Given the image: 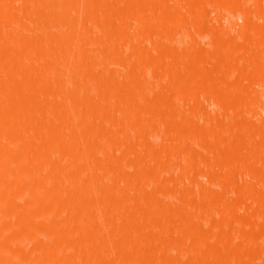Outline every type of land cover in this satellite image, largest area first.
Masks as SVG:
<instances>
[{
	"label": "rangeland",
	"instance_id": "1",
	"mask_svg": "<svg viewBox=\"0 0 264 264\" xmlns=\"http://www.w3.org/2000/svg\"><path fill=\"white\" fill-rule=\"evenodd\" d=\"M94 1L95 2H100V1L105 2V0H98V1L94 0ZM107 1L108 2H113V4L119 6V8H120L118 11H116L115 13L112 14V16H114L113 17L114 18L113 19L114 20V24H113L114 26L113 27L115 28V30L117 28H119L118 25H116V24H118L116 21L119 20V19H121L120 21H118V22H120L119 23V26H120V28L121 27L125 28L126 26L125 25L121 26V23H123L122 21L124 19H126V17H124V15H128V10H126V9L125 10H121V8L124 6V4H121V0H114V1L107 0ZM123 1L125 2V1H128V0H123ZM132 1H133L132 3H137L138 2V4L139 3L141 4L144 1L146 3H143V4L148 5V4H150L149 2H151L152 0H150V1H148V0L141 1L140 0V2H139V0H136L137 2L135 0H132ZM159 1L162 2L161 0H159ZM159 1L156 0V2L158 4H159ZM163 1H165V2L164 3L162 2V4L165 5V6H168V7H166L168 10L165 9V8L163 9V7H162L161 4H159L160 7L158 6V4H156V6L158 7L157 10H156V8H154L155 10H151L152 9V7H151L152 4H153L152 6L156 7L154 5V3H156V2L152 1V4L148 5V8H147L151 12L149 10H148L149 12H146L147 10L143 12V18L144 19L145 18H148V21H149V22H146L145 21V24L146 23L148 24V25L146 24L145 26H149L150 20H151V24L149 26L150 28L143 26V28H144L145 32L147 33V35L144 34L145 33L144 30H143V32L141 34V32H140V31H142L141 30V28H142L141 25H143V24L138 23V20H136L135 19V16L133 15L134 17H132V19H131L133 21L131 22V20L129 19L128 21H130V22L127 25L128 28L126 27V31L130 30V28L132 29V27H133V29L130 30V32H129L131 34L127 38L128 40L125 41V42H123L122 40H118V39H121V38H119V36L117 37L116 36V33H114L115 35L113 33L111 34V35H114L116 37L110 36V33H109L108 34V37H106V39L103 38V40H105V41L106 40L107 41L110 40L109 42H107V43H109L108 45H106L107 48L106 47L105 48L103 47L104 44H106L105 41L101 40L102 39L101 37H98V36H101L102 34L104 35L103 32L106 30V29H103L104 28L103 27L104 25L101 24L102 25V27H101L100 24H97V25H99V27H98L97 25H95V23L93 21H87L88 23H86V25L88 26V24H89L88 27L89 28L91 27L92 30H93V31H91V30H89V31H91L92 34L96 33V34L93 35V40H91V41H93L94 43H96L97 42L96 41L97 38H100V43L99 44L97 43V45H99L100 48H101V45H103L102 46L103 48H101V49L107 50L106 52H108V53L111 51L110 53L114 55L115 52L112 50V48H111L112 46L111 45H113V48H114L115 51H117L116 46L118 45L117 46L118 47V51L116 52L117 55H114L115 57L113 56V58H117L115 60L118 61V62L115 64V62H113V59L111 58V60H109V63H111V64H109L108 61H107L106 63H107L108 66H106V65L103 64L104 67H103V65L100 66V67L102 68L101 69L102 71H104V69L106 70V67L109 68V71H111V72H114V70H115V72L117 71L116 74H118L117 77L120 80L117 81V82H115V83L105 82L106 84L105 83L102 84V86H103L102 87L103 88L102 90L104 92L108 91V92L105 93L107 95V100L104 101V102H100L101 103L100 105H102V103H103V106L98 105L96 107H100V108L102 107L103 109L104 108L105 109L106 108L107 109H110V108L112 109V106H114V109L116 111L114 109H112L115 114L113 112L112 113L118 118L117 121H119V122L122 121V122H121V124L118 122V125L116 124L117 126L116 125L115 126H111L109 124V121H106L107 120L106 119L107 117L104 118V121H103V118H102V120H100L101 117H99V118L96 117L97 114H95L94 116L91 115L92 117L89 116L88 123L91 121L90 118H94V119H92L93 122L91 121V124L90 123L89 124L92 125V126L97 125L96 126L97 127V129H96L97 132L99 130H102V132L104 131L106 134L107 133L108 134L110 133L109 134L110 136L108 135V137H110V138L107 139V141L109 140L108 141L109 143H106L107 142V141H105L106 137L104 138V136H101L100 140L95 139V138H92V137L91 138L89 137L90 138V141H89V138H85V139L82 138V140H80L79 139L80 137L79 138L75 137V138H77L76 140H73V141L72 140H69L70 142H68V144L71 143V144H73V146L72 147H69V145L67 144L68 146H65V147L70 148V149L67 148V150H69L70 153H71V151H73L74 153L73 152L72 153L73 154H76V155H74V157H75L77 155H80V154L84 153L87 150V148L88 147L90 148V145L92 146V144H93V147L96 145V147H98L97 149L98 150L100 149V151H102V152H103V149H105V151L106 152H109V153L111 151H113V153H110L112 157L110 156L109 153L107 154L104 151V155L108 156V157L105 156L106 159H104V161L105 160L108 161V159L110 158L109 159V164L112 163V162H113L112 164L117 163V162L114 163V161H111V160L115 159L114 157H116V155H117V157H116L117 160L118 159L119 160H123V162L121 161V164H124L125 165V163H126V165H127V164L130 163L133 167L130 164L128 166L125 165L126 167L124 166L125 168L123 167L124 169L122 168L123 170L122 171L120 170L119 172H118L117 169H115L114 171H112L111 170L112 167L109 169V166L107 165V168H105L106 171H104L105 169L99 168V170H101V169L103 170V171H99L100 173L97 172L98 171V168L96 166H94V167L97 168V170L94 169V167L92 166L93 163L92 164L90 163L91 161L90 162L84 161L83 163H85V164H83V165L81 164V165L82 166H87L86 168H88V170L90 171V173L92 171H94L93 172L94 174H95V172H97L101 176H105L106 173L108 174L111 171L110 172L111 174L109 173L108 175L109 176L111 175L113 177V186L112 187H114V188L112 190L113 191L112 194H114V191L115 190H116L115 191V194H117V193L119 194V192H117V191H122V193H123V191H125L123 194H126L127 193L128 194L127 196H128L129 199H131L133 197L132 198V199H134L133 200V203L134 202L135 203L137 202L139 205L142 206V207L140 206L141 208L139 207L137 210L135 208H133L132 209L133 211L130 210V209L127 211L125 209V207L123 208V205L120 206V207H118L117 208V211L113 210V209H116L115 207L114 208L109 207L110 209H108L109 212L107 213V210H105L107 208H105V209L102 208V207H104V205H101L99 203L100 201H102L101 200L102 198H100L102 195L101 194H100V196H98V194L97 195L96 194L95 195L94 194L92 195V197H91V199L93 198V204L92 205L95 208L91 205L90 207L87 208L89 212L87 210L86 211L88 213H90V211L92 210L94 212V214H95L94 217H93V219L95 217L98 220L102 218V219L105 220V223L102 222V219H101V220H99V222H100V224L101 223H103V224L98 225L99 223H97L98 220L96 218L93 221H91L92 218H91V220L89 219V221L92 222L94 226L96 225L95 223H97V225H96L97 226V232H98V234H100V235H98L96 233L95 236H92L89 240H87L88 243L86 242L87 245H88V247L90 249H91V247L92 248L94 247L93 249H91L93 253L88 254L89 257L92 256L91 258L93 259L94 258V255H96L95 256V259L91 260L92 261L91 263H93V264H103V263L106 264L105 263V260H103V259L105 257V254H109L110 253L109 251H111L112 254L116 258L113 255L112 256L109 255L110 257L108 255H106L105 258L109 257V260L111 258V260L115 261V262L112 261L113 263L122 264L125 261L124 262L125 264H127V263L128 264L129 263L133 264V262L132 261L130 262L129 261V258L127 257V256H129L128 254H130L132 252V251L130 252V249L129 248L134 247L135 251H136V249H138V251H139V249L142 251V249L140 247L143 246V245H141V242L143 244L144 240H146L144 238L145 237V234L147 236L146 238H148V235L150 234L149 236H151V233H152V236L153 235L156 236V234H157V236H156L157 238L154 236V238H156L155 239V242H153L151 240L152 241L151 247H153V250L154 251L151 250V249H149V251H148V250L144 249V246L142 247L144 249L142 251V257H143V252H144V257L143 258H146L147 259V261H146L147 263L148 262L150 263L152 261L150 264H202V263H200L202 261V259H204V260L207 259V262H209L208 264H210L211 262L214 261V259H213V257H212V259L209 257L211 254H208L209 252H208L207 248L209 249V248H211L214 245L220 247V248L217 249V252H218L217 255L218 254L221 255V256L219 255L221 257V259L219 257V260L220 261L217 260L214 257L215 258V261L216 260L218 261L217 263H221V261H225V262L232 261V262H234L235 261L234 259H236L235 263H232V264H237L238 261H239L238 262L239 264H240V261H243L245 263L247 261L248 264H250L249 260H251V261L253 260L251 262L252 264L254 262H255V264H258V263L264 264V256H263L264 255V237H263V235H264V213H263V215L261 213L264 210H261V209L259 210V207L257 206V205L260 206L259 203H261V201H262V200H260V198L264 197V177H263V179H261L262 177H259L260 178V180H259V179H257L258 178L257 175H255V174H258L260 172V170L262 171L264 169V168L262 169V167L264 166V165L262 166V164H264V161L261 162V159L264 160V143H262V140H261L262 137H260V135H263L262 133L264 132V125H263L264 123L262 124V122H264V81H263L264 78H261L263 80L260 81V79H259L260 77L259 78L254 77L255 80L254 79H251L250 80V81H252V80H254V81H252L251 83L247 82V86H245V88H249V91L247 89L245 91L246 92H249L248 93L249 96L251 94V96H250V97H252L251 99H250L249 96H248L249 98L246 96L248 94L245 95V92H243L242 95L240 94V98L239 99L245 101V102H243L241 104V106L245 103L244 104V106H245L244 109H246L248 111L244 110L243 108H240L239 107L240 104L237 106V109L235 108V110H237V112H238L239 110L243 109V110H241V112L243 111L244 113H241L239 111L240 114H238L239 112L237 113V112L232 111L234 108H232V109L229 108L230 110H228L227 107H229V105L231 103V98H228L227 95H226V97L228 99H230V101L227 100V99L224 100L225 96L224 97H221L222 99L217 97V96H219L218 92L220 93V91H218V89L221 90L222 86H225V87L227 86L226 87L227 90H225V91H227V93L230 91L229 87L230 88L231 87H235L234 85H232V86L230 85L231 83H233V82L236 81L235 78H234V75H235V77L237 79V77L239 75H244V73H243L244 71H245V73L247 75H249L248 73L251 72V70L253 69V67L250 64L251 62L248 63V61H247V56L248 55L251 56L252 51L255 49L254 47H253V50L250 49V48L246 50L248 52L247 53L248 54L247 56H246V54L245 55L243 54V56L240 55V57L237 58L238 57V54H236L234 52V49L232 47L233 46L232 44L231 45H227L226 43H225V45L222 44V43L228 41L229 40L228 38H232V40L234 42H236V43L237 42L242 43V40L244 39L243 36H245L244 34H247L248 33V31L246 30V28L243 26V19L241 17V14L239 13V10H236L237 8L236 9L234 8L235 5L239 4L238 2L243 3L244 1L247 2L248 0H241V1H239V0H222L223 3L221 1H219V0H206V3H204L205 2L204 0H190L192 2H189L188 0H163ZM200 1L203 2L204 4H202ZM225 1L226 2L227 1L228 2L229 1L230 2H234V6H232V3H230L231 5L229 3H225L224 4ZM124 2H122V3H124ZM83 3H84V0H82V3L81 4L86 9L87 6H86V4H83ZM132 3H130V4H132ZM30 5L32 6L33 4H30ZM227 5H228V7H227ZM262 5L264 6V0H262ZM133 6L136 7L137 4L131 5V7H133ZM84 8L83 7L82 8H80V7L77 8L78 11H80V14L81 15L83 13ZM253 8H254L252 10L254 12V13L252 12L253 22L256 23L258 27H259V25H263V27H264V18H263L264 15L261 14L260 12H259L260 13L259 14L258 11L255 9V7H253ZM163 11H165V12H163ZM71 12L73 14H76L77 11L74 13V11L71 10ZM117 12H118V15H116ZM120 12H122V13H120ZM151 13L153 14V16H152ZM78 14H79V12H78ZM116 16H118V17L120 16V17L118 18ZM146 16H148V17H146ZM32 17L34 18L33 15H32ZM25 22H26V25H28L27 24L28 23L27 20H25ZM29 22H30V27L25 26V29H24L23 33L24 32H26V33L27 32L28 33L30 32V33L35 34V33L38 32L37 30H39V31L42 30V29H40L41 25L36 24V23H33L34 21L32 22V18H30V21ZM34 25L37 26V27H34ZM129 25H131L132 27L131 26L129 27ZM31 26H33V27H31ZM135 26H138L137 27V30L138 31L135 30ZM31 28H33V29H31ZM37 28H39V29H37ZM147 28L149 30L151 29L152 32L150 33V31H147L148 30ZM30 29L32 30V32L31 31H27V30H30ZM166 29L169 30L167 32L170 33V34L167 33L166 35H164L165 34L164 33L165 31L163 32V30H166ZM117 30L115 32H117V35H118L119 34V31H117ZM134 30L137 32V34H135L133 32ZM246 31H247V33H246ZM4 32H7V31H4ZM138 32H140V33H138ZM154 32H156V33H154ZM3 34H5V37L8 38V36H9L8 33H3L2 32L1 37H3ZM33 34H30V35H33ZM94 36H97V38L94 37ZM147 36H148V38H147ZM103 37H105V36H103ZM108 38H111L112 40L111 39H108ZM3 39H4V37H3ZM225 39H228V40H225ZM222 40H223V42H222ZM260 40L263 41L264 40V37L261 36V39ZM101 41L104 42V43L102 44ZM229 42H230V40H229ZM93 44H92V46H94ZM133 44H134L135 47H137V51H136V49H134L135 51L134 50L131 51V49H132L131 47H134ZM137 44L140 45V46L142 45V47L144 46V48L147 51L145 50V52H144L143 51L144 48L139 47ZM97 45H95V47H97ZM222 45H224V46H222ZM43 46L47 48L49 46V43L44 42L43 43ZM230 46L232 48L231 49L232 51L229 49L230 52H228L227 47L229 48ZM262 46H264V45H262ZM262 46H261V49H262ZM90 47H91V44H90ZM224 48L227 49V50H225ZM121 49H123L124 52L125 51H128V52L130 51L128 54L133 53L132 56L130 55L131 58H130V56L127 57L128 55H126V58L124 59V61H122V62H121V60L119 61L118 60L120 58V56L118 55L119 54V51H120V53L123 52V51H121ZM236 49H237V47H236ZM255 50H257V49H255ZM196 51L198 53L197 54V59L199 61V64H196V65H199V66L197 67L194 63H191V64L193 66L195 65L196 68H199V67L201 68L202 66H204V67L201 68L202 70L199 68V71H198L199 74L196 71L197 69H194L195 67H193V69H192L191 68L192 65H190L191 56L192 55H196L195 54ZM138 52H141L140 53V56L142 54V56L144 55L146 57V58L145 57L143 58L141 56L142 59H145L144 62H146L147 59H149L147 61V63H144V62L141 63L138 60L140 57L138 59H136L137 56H139V53ZM232 52L234 54H236V56H234L236 58V60L233 57L234 58V61L236 62L237 59H239L238 60L239 62H237L238 64H235L234 63L236 65V67L233 66L234 64H230L229 63L230 66H232V68L231 67H228L230 70H227V71L228 72L230 71V72H233V73H230L229 72L231 74L230 75V74H228L226 72V74H227L225 76L226 78L225 77L223 78L222 76L221 77L223 79L218 78V80H220V82H218L215 79L213 80V78L215 76L217 77V74L216 73L218 71V69L216 70V67H213L212 66V65H215V62L217 60L216 58H218V60H222L223 59L225 61L227 54H229L230 57L227 56V58H229V59H226V60H229V61L231 60L232 61V59H231L232 58L231 57L232 55H230ZM236 52L238 53L237 50H236ZM240 53H243V52H240ZM220 55H222V56L219 57ZM54 56H57V55H54ZM248 59H251V57H248ZM33 60H36V62L33 61ZM37 60L38 59H36L35 57H34V59H30L29 64L31 63V61H32V63H35V64H32V66L31 65L30 66L31 67H34L35 65L36 66H39L38 63L39 62L41 63V60L39 62ZM136 60H138L141 64H144V67L146 65H149L150 66V67L149 66H146L145 67L146 69L145 68H142V69H145V70H143V73L144 74H142V76H143L144 79H147L148 80V82H149L148 85L146 87H144L145 89L142 90L143 92H141L140 94H138L139 96L138 95L137 96L135 95V101H136L137 104H127L123 100L122 101L116 100V98H113L114 99V101H113L112 97L111 96H108L109 95V92L112 91V90H114V88H116V86H119V88H116V89H120L121 87L124 88L126 85H129L128 83H130V80L129 79L127 80V78H129V76H127V74L129 73V70L132 69L131 68V66H132L131 63L132 62H133V65H134L133 68L134 67H137V66H135L137 64L136 63L137 62ZM150 60L152 61V63L153 62L156 63V61H157L156 65L152 66V64L149 63V62H151ZM71 61H73V60H71ZM129 61L131 63H129ZM261 62L263 63V64L262 63L261 64L264 67V58H263V56H262ZM113 63H114V65H113ZM155 63H153V64H155ZM147 67H149V68H147ZM188 68H190V69H188ZM214 68H215L216 71H214ZM233 68H236V69H233ZM206 69H207V71L209 73L208 72H205ZM219 69H221V68H219ZM109 71H106V72H109ZM145 71H146V73H145ZM210 72H212V73H210ZM49 74H51V73H49ZM49 74L48 73L47 74H44V77L46 75L49 77ZM51 75H54V74H51ZM184 75H186V76H184ZM212 75H214V76L210 78L209 76H212ZM197 76H199V77H197ZM50 77H52V76H50ZM184 77H186V79ZM247 77H249V76H247ZM85 78H86V80H88L87 77H85ZM207 78H210L211 80L210 79L208 80ZM257 79H258V81H256ZM212 82H213V85L214 84L219 85L221 83L218 87H220L221 85L222 86L220 88H218L217 86L216 87H213V86H211L212 85ZM119 83H121V85ZM248 83H249V85H248ZM130 84H132V83H130ZM235 84L239 88L240 85L238 84L237 81H236ZM89 85H90L89 86V89H92V93H93L92 95H96L95 92H97V95H98L99 94L98 91H96L95 90L96 88L92 86L94 84H91L90 83ZM91 86H92V88H91ZM210 86L212 88L210 90H206ZM135 87H136L135 85L134 86H131V89H133V91H136ZM58 89H55L56 92L50 91L51 93L49 94L48 98L49 99L52 98V100H53L54 96H56L55 94L58 92ZM212 89H215V90H212ZM222 89L224 90V87ZM231 89H233V88H231ZM192 90H195V92L197 93V94H194L195 96L192 95L194 93V91H192ZM235 90H237V89H235ZM205 91H206V93L207 92L208 93L209 92H213V93H211V95L212 94H216L217 96H214L215 98L213 99V95L210 96L209 94H206ZM215 92H217V93H215ZM90 93H91V91H90ZM232 93L230 92V94H232ZM234 93L236 94L238 92L235 91ZM154 95H156V96H154ZM244 95L246 97V100L244 99L245 98ZM145 96L146 97L147 96H151L152 99H150L149 97H147V98H149L148 100H150V101H148L145 98ZM192 96L194 98H192ZM229 96H231V95H229ZM156 97H157V99H156ZM195 97H197V100H196ZM216 97L220 101L219 100L217 101V98ZM16 98L18 99L19 96L17 95ZM16 98L15 97L12 98L13 99V107L11 108L12 109L11 112H14V110H15L17 113H19L20 116H18L17 113L14 112L16 114V117L14 118L15 120H17L18 117H19V119L22 117L23 120H26V118H28L27 116H30V118H32V115H35V114H37V115H35V117H40L41 116L40 113L38 114V113L35 112V114H33V113L31 114L28 111L25 112L26 110H28L26 108H25L26 110H24L23 108H22L23 110H20L21 109L20 107H19L20 109H18V107H16V105L14 106V104H15L14 101H15ZM19 99H21V98H19ZM19 99L17 101H19ZM49 99H47V100H49ZM247 99H248V101H247ZM17 101H15V102H17ZM186 101H188V102H186ZM246 101L249 102L251 105H248L249 103H247ZM146 102H148V104ZM164 102L166 104H162ZM189 102H192L193 103V107L195 108V110L193 108V111L194 112H192V110H191L192 108L191 109H188V108L185 109L187 107L186 104L192 105V103H189ZM216 102L217 103L218 102L219 103L220 102L221 103L222 102H225V103H224V105H222L220 103L222 105V107H219L220 104L218 103L219 104L218 105ZM113 103H115V104H113ZM124 103H125V105H124ZM167 103L171 104L172 106H175L174 108L177 107V109L175 111L172 110V109H170L169 107H167ZM155 104H157V105H155ZM227 104H229V105H227ZM68 105L70 107V104H68ZM146 105H148V106H146ZM185 105H186V107H185ZM126 106H130V107H126ZM155 106H156V108H155ZM164 106L167 107V109ZM223 106L226 107V108H224ZM71 107H72V105H71ZM125 107L127 109H129V111L127 110L126 113H125L126 114V117L123 116V115H121L122 114L121 113L122 110L123 109H126ZM251 107H252V109H251ZM100 108H99V110L101 111ZM151 108H153V110ZM178 108L181 109V112H179V113H177L178 112L177 111ZM17 109H18V111H17ZM95 109H97V108H95ZM165 109H166V111H165ZM225 109H227V110H225ZM99 110H95V112H98ZM104 111L105 110H103L102 112H104ZM172 111H174V112L171 113ZM143 112H147V113L149 112L153 116L150 114L151 117L149 116L150 117L149 118L148 117L149 113L148 114L146 113V116L149 118V119L147 118V120H146V118L143 117V116H145V113H143ZM249 112H250V114H249ZM99 113L100 112H98V114ZM112 113H111V115H113ZM160 113H161L162 116H160ZM28 114H30V115H28ZM171 114H172L173 117L171 116ZM207 114H209V115H207ZM25 115H27V116H25ZM73 115H71V116L68 115V117H71L72 119L71 118H69V119L72 120V121H74V123L77 124V122H79L77 120H80L82 116L79 117V115H77V114L74 115V116ZM118 115H119V117H118ZM133 115H135V117L137 118V120H139V119L142 120L143 119L144 122H142L140 120L138 122L135 121L136 118L133 119L132 118ZM14 116L15 115H13L11 113V116L8 119H13L12 117H14ZM207 116H209V117H207ZM256 116H258V117H256ZM64 117H62V118H64ZM30 118H28V119H30ZM73 118H74V120H73ZM77 118H80V119H77ZM154 118L156 120H153ZM239 118H240V120H239ZM247 118H249V119L252 118V119L249 121V120H247ZM22 119H20V120H22ZM87 119H88V117H87ZM98 119H99V121H98ZM234 119H235V123H237V122L239 123V121L241 122V123H239L240 126L237 125V124H235L238 127H235L234 126L232 128V125L234 123ZM58 120L59 121H57V122L60 125H62L64 123V121L63 122L61 121L62 119L61 120L58 119ZM94 120H95V123H94ZM108 120H109V118H108ZM168 120L170 121V123L168 122ZM232 120H233V122H232ZM260 120H261V122H260ZM0 121H2V120H0ZM5 121H3V122H5V123H7V122L13 123V120L12 121L11 120H5ZM117 121H116V123H117ZM131 121H134L135 122V125H137L138 123H141V124H139L141 126H139V125H138V127L137 126H133L134 124ZM245 121H247V122H245ZM253 121H254V123H251ZM3 122H1V124H4ZM61 122H62V124H61ZM150 122H152V123L154 122V123L152 124ZM65 123H67V120H65ZM142 123H143V125H146L147 126V127L145 126L147 128L146 129V132H145V130H143L145 128L142 127ZM171 123H172V125H171ZM243 123L245 124V126L243 125ZM246 123H247V126H246ZM248 123H251L252 126L249 125ZM150 124L152 126H150ZM173 124H175V125H173ZM230 124H232V125L231 126H228ZM5 125L6 124H4V126ZM8 125H6V126H8ZM12 125H14V124H11V126ZM248 125L251 126L249 129H248V127H249ZM261 125H263V126H261ZM99 126L100 127L102 126V128H100ZM120 126H121V128H120ZM122 126H123L124 129L122 128ZM131 126L135 127V129L133 130V127H131ZM193 126L195 128L197 127L198 129H200L199 130L200 133L201 132H204L203 130H206L207 132H204L205 133L204 135L202 133L200 134L199 131H198V129L196 128V130H197L196 131ZM256 126H259V127L261 126V127L259 128V127H256ZM0 127H2V126H0ZM63 127H65V129H66V124ZM108 127H110V128H108ZM118 127L120 128V131H119V128ZM130 127H131V129H130ZM177 127H178V129H177ZM211 127H212V130H215L220 135L223 132L221 130V128H223V127L226 128L225 129L226 131L224 130L225 132L222 133V135H221L222 138L220 140L219 139L218 140L215 139L214 138L215 137L214 135H213V138H212V136L210 134H213L215 132H213V131H211V129H209ZM59 128L62 129V127H60V126H59ZM139 128H140V130H139ZM202 128H205V129H202ZM219 128H220V130H219ZM106 129H108V131ZM114 129H116V130H114ZM191 129H194L195 132L193 133V130H191ZM231 129H232V132H231ZM127 130H128V132H126ZM142 130L144 131V133H142ZM247 130H249V132ZM260 130H262V132ZM45 131L46 130H44L43 133L39 132L40 134L37 132L36 135L37 136L40 135L39 137L41 138L42 136H44V134L46 135L47 132L45 133ZM68 131L66 129V132L67 133H69ZM115 131L118 132V133H120V134L115 135L114 137L111 136L112 133L115 132ZM208 131H209V133H208ZM102 132L99 131V133H102ZM235 133H238V134H235ZM106 134H105V136H106ZM207 134H208V136H206ZM23 135H25V137H23L21 135L20 140L18 141V143L17 142L15 143L16 145H13V146L12 145L11 146L10 145H3V146H1V148L3 149V151L4 150H5V152L9 151V153H11V152L13 153L14 151H18L19 146H22L23 144H25L28 141V140H26L27 134L24 133ZM74 135L75 134H73L72 136L74 137ZM101 135H104V134H101ZM120 135L121 136L123 135V136L122 137H118ZM47 136H45V137L48 138ZM72 136H71V139L73 138ZM85 136H87V135H85ZM199 136L200 137L202 136V137L200 138ZM39 137H38V139H39ZM115 137H117L119 139L116 140ZM233 138H236V139H233ZM258 138H260V140ZM36 139L37 138L35 136L34 137V140H36ZM141 139H143V140H141ZM114 140H115V142H114ZM36 141L37 142L39 141L40 143H37ZM36 141H33L32 140V143H30V140H29L27 143L28 144H31L34 150H40L39 147H42L44 149V147L42 146L43 144H41L43 142H41V140H36ZM45 141H47V140H45ZM101 142L104 145L102 144V146H101L100 145ZM34 143H36L37 145L39 144L40 146L38 145L39 147H35L36 144H34ZM115 143H119V145H117ZM17 144H19V145H17ZM113 144H115V145L113 146ZM153 144H154V146L156 148L155 147H152ZM213 144H215L216 146H213ZM46 145H48L47 142L45 143V146ZM98 145L101 146V147H99ZM144 145L149 146V148L152 147V148H155V149L152 150V153L151 154L149 152V155L148 156H144L145 158H140L139 156H137L136 157L137 159H136L135 156H134V158L131 159V161H130L129 155H132V154L134 155L135 153H137V151L139 153L140 150H142L141 153L143 151H146L145 149H147L148 147H146ZM233 145H235L234 146L235 148L233 147ZM238 145H239V147H238L239 150L236 149ZM111 146H113V148ZM13 147H14V149H13ZM222 147H224V149H226V150L229 149L228 151H230V149H231V152L236 149L237 151L236 150L235 151L237 152V154L234 156L236 158H234V157H231L230 158V156H231L230 153L231 152L228 153ZM142 148H145V149H142ZM187 148L189 150H191V151L194 150V152H192L194 154H192V155H194L195 157L192 156V157H190V159H187V156L186 155H183V154L186 153V151H188ZM218 148L221 149V150H218ZM233 148H234V150H232ZM9 149L11 150V152H10ZM222 149L225 152L222 151ZM109 150H111V151H109ZM169 150H172L173 151V152L171 151L172 153L170 152V154H171L170 156L172 158H170V156L167 157V159L166 158H163L164 157V153H166V151H169ZM69 151H67V155H68ZM217 151H220V152H217ZM102 152H100V153H102ZM14 153H17V152H14ZM55 153H57V152H55ZM61 153L62 152H60L59 154L62 155ZM226 153H227V155H226ZM73 154H71V155H73ZM224 154H225V157H224ZM55 155H58V153L57 154H54V156ZM67 155H66V152H65V155H62V157L63 158L64 157L65 158L68 157V158H66V160L69 159V158H71V157H69ZM158 155L160 157L162 155V157H161L162 159L161 160L166 159L165 162L164 161L163 162H160L161 160H159L160 157H158ZM216 155H218V156L216 157V159H214ZM237 155H239V156H237ZM247 155L250 156L249 157L250 159L252 157H255L256 161H254L252 163L253 158L250 161V159L248 158ZM124 156L125 157L128 156V157H126L127 158L126 160H124V158H125ZM226 156H227L228 159L230 158V159H234V160L228 161V159L226 160ZM31 157L32 156L30 155V158ZM58 157L59 156H55V160L57 162L59 161V159H61V158L58 159ZM119 157H124V158H119ZM219 157H221V158H219ZM222 158H224L225 160L222 159ZM140 159H143L144 162L142 160H140ZM214 160H217V161H214ZM61 161H59V163L62 164L63 166L61 165L62 166L61 168H57V169L55 168L57 171H53L54 169H52L49 172V173L52 172L51 175H49L51 178H49V176L46 175V180H48L50 182H53V181L57 180L56 177H58V180H59V178L63 174H64L63 175V179H64V177L67 178L66 176L69 174L68 171H70V169L72 168V163H70L71 167L69 166V168H67L68 167L67 165H69V164H67L68 161L67 162H64V160H63L64 164L65 165L67 164L66 165L67 167L65 168V165ZM70 161L71 160H69V162ZM161 163L163 164V166H160V165H162ZM255 163H257V165ZM5 164H7L8 166L11 165L10 162H6ZM79 164L80 163L77 164L78 167L81 166ZM90 164H91V166H90ZM182 164H183V166L185 165V169L187 170V172H186V170L184 171V167H182ZM252 164H255V165H253V167L254 166H257V167H254L253 168L252 167ZM246 166H248V168ZM118 167H120V166H118ZM135 168H137L139 170H135ZM127 169L130 170V173H132V174L134 173V174L132 175L130 173H124V171H126ZM247 169H249V170H247ZM254 169H255L256 172L255 173H251V175H249L250 172L251 171L253 172ZM64 170L66 171V173L64 172ZM129 170H127V171H129ZM134 170H135V172H134ZM258 170H259V172H258ZM116 171L118 172L117 174H116ZM137 172H139L138 173L139 176L137 175ZM225 172L228 173L227 175L229 176L227 179L230 178L229 179L230 180V186L223 185V186H226L227 188H224L223 186H221L222 185L221 180L224 178L223 176H225L224 175ZM112 173H113V175H112ZM216 173H218V174H216ZM124 174H130V177L127 179L128 181H125V179L124 180L122 179L123 178L122 176H124ZM169 174H171V175H169ZM36 175H38V172H36ZM212 175H215L216 178L214 176H212ZM218 175H220L222 179ZM254 175H255V177H253ZM166 176H168V177L166 178ZM133 177H134V179H133ZM210 177L211 178L214 177V179H211ZM142 178H143V180H142ZM164 178H166V179L172 178L171 180L170 179L168 180L171 183L168 184L169 186L167 185V186H164V187L161 188V187H159L158 184L160 183V181L162 183V181H163L162 179H164ZM173 179H174V181H176L178 183L175 184L174 181L172 182ZM157 182H159V183L157 184ZM125 183L128 184V186H127V184L125 185L126 187H128V189L126 187H124V184ZM141 183L145 184L147 186V188L146 189L143 188L144 190H142V191L140 190V192L138 193V192H136V191H138V188H139L137 186L142 185ZM172 183H174V184H172ZM156 185H158V186H156ZM244 186L245 187L248 186L246 188L247 191L245 190V187ZM140 187H144V185L143 186H140ZM185 187H188V188H185ZM202 187L204 188V191L209 187L210 190L208 189V191H205V192H208V194L204 193V191L202 190ZM169 189L170 190L172 189L173 191L171 190V193H169L170 192ZM223 189L227 193L225 191L223 192ZM237 189H239L240 191H238ZM131 190H132L133 193H131ZM186 190L188 192H186ZM254 190H257V191L260 192V196L257 195L259 192L258 193L255 192V195H256L255 197L256 198L259 197V200L257 198V200L259 201V203H257V201H255L256 199L254 197H252V195H254V193L252 191H254ZM143 191H145V192H143ZM249 191L252 192L253 194L250 193L251 194L250 195L248 193ZM261 192H263V193H261ZM220 193H223V194H220ZM246 193H247L248 196L246 195ZM120 194H121V192H120ZM203 194H206V195H203ZM123 196H125V195H123ZM219 196H221V198H219ZM156 197H157V201H159L160 199L162 200V199L165 198V201L166 202H169L170 201V203L169 204L168 203H164V204H161V205H159L157 207L153 205L152 207H149V208L148 207L147 208H143V205L144 204H142V203H148V202L149 203L150 202L152 203V201L156 200ZM219 199H220V202H219ZM222 199L225 200L224 203L226 205L223 204V200ZM226 200H228V201H226ZM96 202L98 203V205H97ZM94 203H96V204H94ZM189 203L191 205L190 206L189 205L187 206V204H189ZM194 203H195V205L192 207V205ZM256 203H257V205H256ZM169 205H170V207H168ZM255 205L257 206L258 209L257 208L254 209V207H256ZM263 205H264V201H263ZM1 207L3 208L4 206L2 205ZM177 207L182 208L181 210H183V209H187L188 210L189 209L188 214H186L184 216V218L182 219L181 225L180 224H177V226H174V224H170L168 222H167L168 223L167 224V223H165L167 220L165 222H161V220L164 218V216L166 214H167V216H168L169 213H172L173 214V211H175ZM261 207H262V209L264 208V206H261ZM122 208L124 209V213H123V209ZM103 209L106 212H103L104 211ZM119 209H122V211L120 210L121 211L120 212ZM111 210H112V212L115 213L114 216L112 215L113 213H111ZM253 210H256V211L253 212ZM257 210H259V211H257ZM50 213H51V216L52 217H54V215H56V214L57 215L60 214L59 217L62 219L63 222L66 221V225H68V226H66L64 224L66 226V229L70 231L69 234L73 233V231L75 232L74 229H76L77 227H79V224L81 223V222H79V220H78L77 217H76L77 219H75L74 217H72L68 211H66V212L65 211H62L59 214L57 212H55V211L49 212V213H47V211H46V214L44 213V216L46 218L43 217L42 219H40V221L43 222V224H47V223L50 222L49 221L50 219H48V217L51 218ZM53 213H54V215H52ZM106 213L108 214L107 219H109L111 222L109 220L103 218L104 215H106ZM98 214H99V216H98ZM223 214H225V215H223ZM17 216H18V214H16V213H11V215H8V217H9L8 219L11 220L12 222L9 221L10 222L9 225H11V227H8L7 230H9V228L11 229L10 230L11 232H13V230H17L16 229V227H18V224L16 223ZM169 216H170V214H169ZM192 216H195V217H197L200 220L199 221L196 218L197 223L194 226L195 228L193 227V230H192V227L191 226L189 227V223H188ZM73 218L75 219L74 221H73ZM134 219L136 221L133 222ZM256 219H258V221H256ZM129 220L133 223L132 225L130 224V222H128ZM148 220H149V222H147ZM94 221H95V223H94ZM90 222H85L87 225L84 223L85 225H83L82 228L83 229L84 228L85 229L86 228L90 229V227L92 228V226H91L92 224H90ZM146 222L149 224V226L146 225L147 224ZM110 223H111V226L112 227L110 226ZM138 223L141 224V225H139ZM134 224H135V226H134ZM184 224L187 227V229L184 226ZM250 224H253V225L256 224L257 225V226H255L256 227L255 230L252 229V227H254V226L251 225L252 226L251 227ZM127 225H129L131 227H129ZM197 225L199 227H197ZM85 226H87V227H85ZM132 226H134V228ZM139 226L141 228L142 227L145 228V229L143 228V233H142V229H140ZM158 226H159V229L160 230L158 229ZM117 227H118V229L120 228L121 230L120 229L118 230ZM127 227H129L130 229L133 228L131 230L129 228L128 229H129V231H132V233H133L134 236H137L138 237V238L137 237L136 238L139 241L138 240H135L134 241L135 238L133 240H131L130 242H127L126 241L127 242V245L126 246L127 247L130 246L129 248H127L129 250H126V248L124 249L123 247L120 248L118 245L117 246L120 249L117 248V250H116L115 249V245H114L115 242L117 241V239H115V238L118 237L117 236L118 234L116 232L119 233V231H122V233L121 232L120 233L123 236L124 232H126L128 230ZM155 227H157V229L159 231ZM177 227H180V228H182V227L184 228L185 227L186 230L183 229L186 232L185 234L183 233L184 231L181 229L183 231L182 232L183 233V235H182L183 237L182 236H179L182 233L181 234H178V232L180 231V229L177 228ZM196 227L199 230L196 229ZM244 227L246 229L248 228L247 230H251L252 233L251 232L250 233L252 235H250L249 231H246V229H244ZM151 228H153V229H151ZM188 228L191 230V232H190V230ZM125 229H127V230H125ZM136 229H137V231H136ZM154 229H156V230H154ZM212 229H214L215 232L214 231H211ZM225 229H226V231L227 230H229V231H227V233H226ZM100 230H101L102 233L99 232ZM133 230H135V231L133 232ZM10 231H8V232H10ZM155 231H157L159 234L157 232H155ZM222 231H225L224 234H227V235H224L222 233ZM35 232L39 233L40 236L42 235L40 237V236H38V234H35V235H37L35 238L36 239L38 238V240H40V238H42L43 240H45V238L47 237L46 236V233H44V235H43V232L44 231L42 232L40 229H38V231L36 230ZM247 232H248L249 235H246ZM191 233H193L195 236L193 234L191 235ZM77 234L79 235L81 233H77ZM77 234H75V235H72L71 234V236L69 237V240L66 241V243L68 244V245L67 244L65 245L66 247L64 246L65 242L63 244L64 247H62V245L61 246L58 245V248H59L58 251L62 255H64L66 257V260L67 261H69L70 259L71 260L73 259L72 258L73 255L70 256V254L72 252H73L72 254L76 253L75 252V251H77L76 247L77 246H78L77 248L80 247L79 246L80 245L79 243L83 244L82 247H84V248L81 247L82 250H84L86 248L85 247L86 244L82 243V242H84V239L81 238V241H82L81 242L79 240L80 239V236H76ZM173 234L174 235L176 234L175 236L180 237V238L175 237ZM197 234H198V236H197ZM215 234H217V235H215ZM102 235H103V237H102ZM115 235H116V237H115ZM104 236L105 237L108 236V238H109L108 241H109L110 247L107 245L108 243L107 244L105 243V245L107 246V247L105 246L106 248L104 247L105 250H104V248H103V250H100V248L98 250H96L95 249V246L96 245H93V244L90 247V245H89L90 242L89 241H93L94 243L97 241L96 242L97 244H99V243L102 242V244H103ZM111 236H112V238H111ZM122 236H120V234H119L120 240H121V237ZM81 237H82V234H81ZM174 237L177 238L178 240L175 239ZM119 238H118V240H119ZM142 238H144V239H142ZM251 238L253 240H255L254 243H253V241L251 242ZM26 239L19 240V243L17 242L18 245L20 246V244H21V247L23 246L25 248L28 246L27 247V249H28V248H32V245H34L33 244L34 243L33 241H35V243L37 241L36 239H31V241H30V239H27V240ZM48 239L50 240V238L47 237L46 240H48ZM150 239H152V238H150ZM245 239H247L248 241H246ZM174 240H175V242H174ZM25 243H26V245H25ZM144 243H145V245H148L147 242H144ZM217 243L218 244L221 243L223 247L220 246V244L217 245ZM225 243H226V245H225ZM234 243H237L238 245L235 244L236 245L235 246V245H233ZM59 246L61 247V250H60V247ZM98 246H100V244ZM98 246H97V248H98ZM233 246H235V248H236L237 251L239 250L237 252L238 255H239L238 256L239 258L236 256L237 254H234L233 253V249H234ZM237 246L241 247L242 250L244 248L245 249L243 251H241V253H239L240 252V248H238ZM33 247H36V246L34 245ZM64 248H66L65 249L66 251L64 250ZM246 248H247V250H246ZM131 249H133V248H131ZM202 249H204V250L206 249L207 254L209 256ZM35 250L36 249H34V251ZM88 251H90V250L88 249ZM212 251L213 250H210L211 253L214 252V251L213 252ZM244 251H245V253H243ZM246 251H247V253H246ZM30 252H31V250H30ZM32 252H33V250H32ZM133 253L136 256L138 254L137 251H136V253L135 252H133ZM214 254L215 253H213V255ZM217 255H214V256H216L218 258ZM119 256H121V257H119ZM150 256H152V257H150ZM204 256H206V257L204 258ZM244 256H246L248 259L245 258ZM133 257H134V255H133ZM208 257L210 258V260L208 259ZM120 258H121V261L122 262L120 261ZM134 258H133V261L134 262H137V260H136L137 258H135L136 261L134 260ZM115 259H117V260H115ZM43 260H45V262H46V258L45 257L43 258ZM63 261H64V259H63ZM215 261H214L213 264L216 263ZM45 262H44V264H45ZM84 262H86V261L83 260V263ZM140 262L141 261L139 260V262L138 263H135V264H143L144 263V262H142V263H140ZM146 262H145V264H147ZM83 263L81 261V264H83ZM204 263H206V262H204ZM46 264H48V263H46Z\"/></svg>",
	"mask_w": 264,
	"mask_h": 264
},
{
	"label": "bare ground",
	"instance_id": "2",
	"mask_svg": "<svg viewBox=\"0 0 264 264\" xmlns=\"http://www.w3.org/2000/svg\"><path fill=\"white\" fill-rule=\"evenodd\" d=\"M96 1H98V0H96ZM107 0H105V2H102V1H100V2H95L94 0H84V3L83 4H86V9L84 8V6L81 4L82 3V0H0V120H2V121H0V126H2V127H0L1 129H0V264H44V262H45V260H43V258L45 257L46 258V262H45V264L46 263H48V264H81V261H82V263H83V260H85L86 262H84L83 264H93V263H91L92 261L91 260H93V259H95V256L96 255H94V258L92 259L91 257H89V255L88 254H91V253H93L92 252V250L91 249H93L91 246H92V244L93 245H96L95 246V249L96 250H98L99 248H100V250H103V248L106 246L105 245V243L110 247V245H109V238H108V236H104V241H103V244H102V242L101 243H99L100 244V246H98L99 244H97L96 242L94 243L93 241H89L90 243H89V245H90V247H91V249L88 247V245H87V243H88V241L87 240H89L92 236H95L96 235V233L98 234V232H97V223H99L98 225H101V224H103V223H101L100 224V222H99V220H101V219H97L96 217V219L98 220V222L97 223H95V221H94V223L96 224L95 226L93 225V223L92 222H90L89 221V219L91 220V218H92V220L91 221H93L94 219H93V217H94V212L91 210L90 211V213H88L89 211H88V207H90L92 204H93V198L91 199V197H92V195L94 194H98V196H100V194L102 195L100 198H102L101 200L102 201H100L99 203L101 204V205H104V207H102V208H107V209H105V210H107V213L109 212V210L108 209H110L109 207H112V208H116V209H113V210H115V211H117V208L118 207H120V206H122L123 205V208L125 207V209L128 211L129 209L130 210H132L133 208H135L136 210L141 206V205H139L137 202L135 203H133V200L134 199H129L128 198V194L126 193V194H123L125 191H123V193H122V191H117V192H119V194L117 193V194H115V191H114V194H112V190H113V188L114 187H112L113 186V177L110 175H108L107 173V175L105 174V176H101V175H99L97 172H99V171H103L102 169H105V168H107V165L109 166V169L111 168V170L112 171H114L115 169H117L118 170V172L121 170H123L126 166H128L129 164H127L126 165V163H125V165L124 164H121V161L123 162V160H117V155H116V157H114L115 159H113V160H111V161H114V163L115 162H117V163H115V164H112V163H110L109 164V159H108V161H104V159H106V157H108V156H106V155H104V151H105V149H103V152L102 151H100V149L98 150L97 148L98 147H96V145L93 147V144H92V146L90 145V148L88 149L87 148V150L84 152V153H82V154H80V155H77V156H75L74 157V155H76V154H73L74 152L73 151H71V153H70V151L69 150H67V148L68 147H65V146H68L69 145V147H72L73 146V144H68V142H70L69 140H76L77 138H79L80 140H82V138H95V139H98V140H100V138H101V136H104V138L106 137V139H105V141H107V139H109L110 137H108V135L110 134H106L104 131L102 132V130H99V131H101L102 133H99V131L97 132L96 131V129H97V125H94L93 123V125L94 126H92V125H90L91 124V121L93 122V120L92 119H94V118H90L91 119V121L88 123V120H89V116H94L95 114H97V116L96 117H101L100 118V120H102V118H103V121H104V118H106L107 120L106 121H109V124L111 125V126H115L116 124L118 125V122L119 121H117V117L114 115L115 113L113 112V110L112 109H114V106H112V109L110 110V109H103L102 107L100 108V107H96V106H98V105H100L101 103L100 102H104V101H106L107 100V95L105 94L106 92H108V91H106V92H104L102 89V84L103 83H105V82H111V83H115V82H117V81H119L120 79L117 77V75L118 74H116V72H115V70H114V72H111V71H109V68H107L106 66H108L107 65V61H108V63H109V60H111V58L113 59V62H115V64L118 62V61H116L115 59H117V58H113V56L114 55H117V51H118V45L116 46V48H117V51H115L114 50V48H113V45H111L112 47V50L115 52H113L114 53V55L113 54H111L110 52V48L108 49L110 52L108 53V52H106L107 50H103V49H101V48H105L106 47V45H108L109 43H107V42H109L110 40H103V38L104 39H106V37H108V34L110 33V36H112V37H118L119 36V38H121V39H118V40H122L123 42H125V41H127L128 39V37L130 36V34L131 33H129L130 32V30H132L133 29V27L131 26V25H129V27L131 26L132 27V29L130 28V30H128V31H126V27L128 28V24H129V22L130 21H128L129 19L131 20L132 19V17H134L135 16V19L136 20H138V23H140V24H143V25H141V30L142 31H140L141 32V34H142V32H143V30H144V28H143V26L144 27H148V28H150L149 26H150V24H151V20H150V24H149V26H145L146 24H145V21L146 22H149L148 21V18H143V12L144 11H146V12H149L150 10L149 9H147L148 8V5H150V4H152V1H154V2H156V0H152L151 2H149L150 4H148V5H145V4H143V3H146V2H144L143 0H141V1H143L141 4L139 3L138 4V2L137 3H132L133 1L132 0H128V1H123V0H121V4H124V6L121 8V10H128V15H124V17H126V19H124L122 22L123 23H121V26H123V25H125L126 27L125 28H123V27H121L120 28V26H119V23L120 22H118V21H120L121 19H119V20H117L116 22L118 23V24H116V25H118V27L119 28H117L116 26V28L118 29H116L117 31H119V34L117 35V32H115L116 30H115V28L113 27L114 25V16H112V14L113 13H115L116 11H118L120 8H119V6H117V5H115V4H113V2H106ZM112 1H114V0H112ZM148 1H150V0H148ZM159 1V0H158ZM163 3L165 2V1H163V0H161ZM189 2H192V1H190V0H188ZM205 2L204 3H206V0H204ZM219 1H221L222 3H223V1L222 0H219ZM239 1H241V0H239ZM122 2H124V3H122ZM139 2H140V0H139ZM153 2V3H154ZM162 2H160L159 1V4H161L162 5V7H163V9L165 8V9H167L166 7H168V6H165V5H163L162 4ZM201 2V1H200ZM250 2V3H249ZM112 3V4H111ZM115 3V2H114ZM128 3V4H127ZM130 3H132V4H130ZM202 4H204L203 2H201ZM225 3H232V6H234V2H224V4ZM239 4H237V5H235V9L236 10H239V13L241 14V17H242V19H243V26L246 28V30L248 31V33H247V31H246V33L247 34H244L245 36H243V40H242V43H240V42H234L233 40H232V38H228L229 40H230V42H229V40L228 39H225V40H228V41H226V42H224V43H222L223 42V40H222V44H224L225 45V43L227 44V45H233L232 47H233V49H234V52L236 53V54H238V57L237 58H239L240 57V55H242L243 56V54L245 55L246 54V56L248 55L247 53V49H252L253 50V47L255 48V49H257V50H251L252 51V54H251V56L250 55H248L247 56V61H248V63H250L251 64V66L253 67V69L251 70V72H249L248 74L249 75H247L246 73H245V71L243 72L244 73V75H239L238 77H237V79H236V77H235V75H234V78H235V80L238 82V84L240 85L239 86V88L237 87V85L235 84L236 83V81L235 82H233V83H231L230 85L232 86V85H234L235 87H231V88H233V89H231L230 87H229V89H230V91L227 93V91H225V90H227V86L225 87V86H222V88L224 87V90L221 88V90H219L218 89V91H220V93L218 92V94H219V96H217L216 94H212L213 95V99L215 98L214 96H217L218 98H221V97H224L225 96V98H224V100L225 99H227V100H229L230 101V99H228V98H231V103H230V105L229 104H227V105H229V107H227L228 108V110H230L229 108H234L232 111H234V112H237V110H235V108L237 109V106L240 104V108H243L244 109V104L241 106V104L243 103V102H245L244 100H241V99H239L240 98V94L242 95V93L243 92H245V95L246 94H248L249 92H246L245 90L247 89L248 91H249V88H245V86H247V82H249V83H251L252 81H254L255 79H254V77H256V78H259L260 79V81L261 80H263V79H261V78H264V67H263V63L261 62V60H262V56H263V58H264V46H262V45H264V40L262 41V40H260L261 39V36H263L264 37V27H263V25H259V27L257 26V24L256 23H254L253 22V19H252V10L254 9L253 7H255V9L258 11V13L260 12L261 14H263L264 15V6L262 5V0H248L247 2H243V3H241V2H238ZM30 4H33L32 6L30 5ZM133 4H137V6L136 7H131V5H133ZM156 4H158L157 2L156 3H154V5L156 6ZM159 4H158V6H159ZM228 4V5H229ZM241 4V5H240ZM81 5V6H80ZM153 5V4H152ZM151 5V7H152V9L151 10H155L154 8H156V10H157V6L156 7H154V6H152ZM228 5H227V7H228ZM231 5V4H230ZM84 8V10H83V13H82V15L80 14V11H78V9L77 8ZM160 7V6H159ZM232 8V7H231ZM75 9V10H74ZM77 9V10H76ZM71 10H73L74 11V13L76 12V14H73L72 12H71ZM149 10V11H148ZM168 10V9H167ZM166 10V11H167ZM130 11V12H129ZM31 12V13H30ZM78 12H79V14H78ZM151 12V11H150ZM163 12H165V11H163ZM238 12V11H237ZM256 12V11H255ZM120 13H122V12H120ZM254 13V12H253ZM259 13V14H260ZM125 14V13H124ZM127 14V13H126ZM145 14V13H144ZM147 14V13H146ZM152 14V13H151ZM166 14V13H165ZM32 15L34 16V18L32 17ZM116 15H118V12H117V14ZM134 15V16H133ZM262 15V16H263ZM128 16V17H127ZM152 16H153V14H152ZM254 16V15H253ZM261 16V17H262ZM116 17H118V16H116ZM115 17V18H116ZM120 17V16H119ZM118 17V18H119ZM146 17H148V16H146ZM30 18H32V22L33 23H36V24H39V25H41V27H40V29H42L41 31H39V30H37L38 32L37 33H35V34H33V33H26V32H24L23 33V31H24V29H25V26H27V27H30ZM264 18V17H263ZM117 19V18H116ZM134 19V18H133ZM144 19V20H143ZM25 20H27V24L29 25H26V22H25ZM29 20V21H28ZM87 21H93L94 23H95V25H97V24H102V25H104L103 27V29H106L103 33H104V35L103 36H105V37H103L102 35L101 36H98V37H101L102 39L101 40H103V41H105V43L106 44H104V46L103 45H101V48L99 47V45H97V43L99 44L100 43V38H97V36H94V37H96L97 38V42L96 43H94L93 41H91V40H93V35L94 34H96V33H94V34H92V32L91 31H93L92 30V28L90 29L88 26H89V24H88V26L86 25V23H88ZM133 20H131V22H132ZM101 22V23H100ZM106 22V23H105ZM137 22V21H136ZM91 23V22H90ZM104 23V24H103ZM255 25H254V24ZM102 25H101V27H102ZM148 25V24H147ZM87 28H86V27ZM98 27H99V25H97ZM261 26V27H260ZM26 27V28H27ZM31 27H33V26H31ZM34 27H37V26H35L34 25ZM137 27L138 26H135V30H137ZM89 28V29H88ZM147 28V29H148ZM244 28V29H245ZM31 29H33V28H31ZM27 30V31H31L32 32V30ZM36 29V28H35ZM37 29H39V28H37ZM120 29V30H119ZM146 29V30H147ZM153 29V28H152ZM89 30H91V31H89ZM133 31L135 34H137V32L136 31ZM4 31H7V32H4ZM34 31V30H33ZM138 31V30H137ZM147 31H150V33L152 32L151 31V29L149 30H147ZM165 31V32H164ZM167 31H169L168 29H166V30H163V32L165 33L164 35H166L168 32ZM2 32L3 33H8V38H6L5 37V34H3V37H4V39H3V37H1V34H2ZM36 32V31H35ZM140 32H138V33H140ZM144 32H145V30H144ZM26 33V34H25ZM114 34V33H116V36H114V35H111V34ZM154 33H156V32H154ZM30 34H33V35H30ZM145 35H147V33L145 32L144 33ZM143 34V35H144ZM168 34H170V33H168ZM150 35V34H149ZM109 36V37H110ZM165 37V36H164ZM2 38V39H1ZM147 38H148V36H147ZM108 39H111V38H108ZM235 39V38H234ZM112 40V39H111ZM92 43H91V42ZM44 42H46V43H49V46L46 48V47H44L43 46V43ZM112 42V41H111ZM94 43V44H93ZM101 43L103 44L104 42H102L101 41ZM220 43V44H221ZM90 44H91V47H90ZM92 44L94 45V46H92ZM114 44V43H113ZM135 44V43H134ZM134 44H133V46H134ZM95 45H97V47H95ZM115 45V44H114ZM138 45V44H137ZM224 45H222V46H224ZM103 46V47H102ZM110 46V45H109ZM139 47H142V45L140 46V45H138ZM261 46H262V49H261ZM95 47V48H94ZM236 47H237V49H236ZM257 47V48H256ZM107 48V47H106ZM132 49H131V51L132 50H134V49H136V51H137V47H131ZM142 48H144V46L142 47ZM162 49V48H161ZM225 49V48H224ZM227 49H228V52H230L229 51V49L231 50L232 48H231V46L228 48L227 47ZM227 49H225V50H227ZM120 50V49H119ZM145 48L143 49V51L145 52ZM224 50V51H225ZM236 50L238 51V53L236 52ZM121 51H123V49H121ZM135 51V50H134ZM140 51V50H139ZM147 51V50H146ZM232 51V50H231ZM130 52V51H129ZM128 51H123V52H121L120 53V51H119V56H120V58L118 59L119 61L121 60V62L122 61H124V59L126 58V55H128L127 57H129L130 55L132 56V54L133 53H130V54H128L129 53ZM240 52H243V53H240ZM245 52V53H244ZM139 53V56H137V58L136 59H138L139 57L141 58V56H142V54H141V56H140V53L141 52H138ZM147 53V52H146ZM111 54V55H110ZM145 54V53H144ZM195 54L196 55H192L191 56V62H190V65H192L191 63H194L195 65L196 64H199V61H198V59H197V51L195 52ZM223 54V53H222ZM227 54V53H226ZM234 53L232 52L230 55H232L231 57V59H232V61L230 60H226V59H229V58H227V56L228 57H230L229 56V54H227V56H226V59H225V61L222 59V60H218V58H216L217 60H216V62H215V65H212L213 67H216V70L218 69V71H217V77L215 76L214 78H213V80L215 79V80H217L218 82H220V80H218V78H220V79H223L227 74H226V72L228 73V74H230V73H233V72H228L227 70H230L228 67H231L232 68V66H230V64H238L237 62H239L238 60L239 59H237V61L235 62L234 61V56H236V54H234ZM54 55H57V56H54ZM146 55V54H145ZM131 56H130V58H131ZM222 55H220L219 57H221ZM224 56V55H223ZM34 57L36 58V59H38L37 61L39 62L40 60H41V63L39 62H37L38 64H39V66H34V67H31L32 66V64H35V63H32V61H31V63L29 64V62H30V59H34ZM55 57V58H54ZM115 57V56H114ZM143 58L145 57L144 55L142 56ZM234 57V58H233ZM248 57H251V59H248ZM138 59L141 63L142 62H144V60L145 59ZM146 58V57H145ZM71 60H73V61H71ZM127 60V59H126ZM138 60H136L135 62L137 63L135 66H137V67H134L133 68V62L131 63L130 61H129V63H131L132 64V66H131V68L132 69H130L129 70V75L127 74V76H129V78H127V80L129 79L130 80V83H132V84H130V83H128L129 85H126L124 88H120V89H116V88H119V86H116V88H114V90H112V91H110L109 92V95L108 96H111L112 97V99L113 98H116V100H120V101H125V103H127V104H137L136 103V101H135V95L137 96L138 94H140L141 92H143L142 90L143 89H145L144 87H146L147 85H148V80L147 79H144L143 78V76H142V74H144L143 73V70H145L146 68V66H149V65H146L145 67H144V64H141ZM143 60V61H142ZM149 59H147V61H148ZM235 60H236V58H235ZM33 61H35L36 62V60H33ZM147 61L146 62H144V63H147ZM151 61V60H150ZM224 61V62H223ZM73 62V63H72ZM120 62V63H121ZM232 62V63H231ZM36 63V64H37ZM127 63V62H126ZM149 63H151L152 64V66H154V65H156V63H157V61H156V63L155 62H153V63H155V64H153L152 63V61L151 62H149ZM188 63V62H187ZM230 63V64H229ZM262 63V64H261ZM106 65L105 67H106V70L104 69V71H102L101 69V67L100 66H102V65ZM109 64H111V63H109ZM214 64V63H213ZM233 65L234 67H236V65ZM253 64V65H252ZM31 65V66H30ZM104 65H103V67H104ZM113 65H114V63H113ZM112 65V66H113ZM195 65L193 66L192 65V69H193V67H195ZM229 65V66H228ZM142 66V67H141ZM197 67L199 66V65H196ZM150 67V66H149ZM149 67H147V68H149ZM202 67H204V66H202ZM201 67V68H202ZM142 68H145V69H142ZM200 68V67H199ZM199 68H194V69H197L196 71H197V73H198V71H199ZM200 68V69H201ZM219 68H221V69H219ZM108 69V70H107ZM188 69H190V68H188ZM233 69H236V68H233ZM202 70V69H201ZM215 70V68H214V71H216ZM106 71H109V72H106ZM220 71V72H219ZM243 71V70H242ZM241 71V72H242ZM249 71V70H248ZM205 72H208L207 71V69L205 70ZM49 74V73H51V74H54V75H51V74H49V77L47 76H45L44 77V74ZM145 73H146V71H145ZM209 73V72H208ZM210 73H212V72H210ZM199 74V73H198ZM204 74V73H203ZM242 74V73H241ZM247 76H249V77H247ZM231 75V74H230ZM50 76H52V77H50ZM126 76V77H127ZM184 76H186V75H184ZM204 76V75H203ZM208 76V75H207ZM214 75H212V76H209L210 78L211 77H213ZM223 78H222V77ZM85 77H87V79L88 80H86V78ZM120 77V76H119ZM167 77V76H166ZM197 77H199V76H197ZM85 78V79H84ZM122 78V77H121ZM185 79H186V77H184ZM183 78V79H184ZM210 78H207L208 80L210 79ZM226 78V77H225ZM181 79V78H180ZM251 79H254V80H252V81H250ZM85 80V81H84ZM211 80V79H210ZM225 80V79H224ZM230 80V79H229ZM185 81V80H184ZM256 81H258V79L256 80ZM259 81V82H260ZM264 81V80H263ZM84 82V83H83ZM121 82V81H120ZM215 82V81H214ZM223 82V81H222ZM94 84V85H92L93 87H95L96 89V91H98V95H97V92H95L96 93V95H92L93 93H92V89H89V84ZM227 83V82H226ZM225 83V84H226ZM249 83H248V85H249ZM106 84V83H105ZM120 85H121V83H119ZM221 84V83H220ZM219 84V85H220ZM136 86L135 87V89H136V91H133V89H131V86ZM219 85H216V84H214L213 85V82H212V85L211 86H213V87H218ZM227 85V84H226ZM229 85V84H228ZM92 86H91V88H92ZM108 86V85H107ZM207 87L208 89H206V90H210L212 87ZM220 86V87H221ZM263 86V85H262ZM220 87H218V88H220ZM59 88V89H58ZM112 88V87H111ZM237 89V90H235V89ZM55 89H58V92L55 94L56 96H54V98H53V100H52V98L51 99H49L48 98V96H49V94L51 93L50 91H52V92H56V90ZM116 89V90H115ZM134 89V90H135ZM205 89V88H204ZM212 90H215V89H212ZM90 91H91V93H90ZM192 91H194V93L192 94L193 96H195L194 94H197L196 92H195V90H192ZM238 92V93H234V92ZM230 92L232 93V94H230ZM205 93H206V91H205ZM211 93H213V92H207L206 94H209L210 96H212L211 95ZM215 93H217V92H215ZM53 94V93H52ZM91 94V95H90ZM17 95L19 96V98H21V99H19V101H17L18 99L16 98L17 97ZM54 95V94H53ZM226 95H227V97H226ZM229 95H231V96H229ZM245 95H244V97H245ZM139 96V95H138ZM154 96H156V95H154ZM192 96V98H194ZM235 96V97H234ZM247 97L249 96V94L248 95H246ZM250 96H251V94H250ZM249 96V97H250ZM13 97H15L16 99H15V101H17V102H15L14 101V106L16 105V107H18V109H20V110H26V109H28V110H26L25 112H29V113H33V114H35V112L36 113H40L41 114V116L40 117H35V115H37V114H35V115H32V118H30V116H27V115H25V116H27L28 118H30V119H28V118H26V120H23L22 119V117L20 118V119H22V120H20L19 119V117L17 118V120H15L14 118L16 117V114L15 113H17L15 110H14V112H11V108L13 107ZM53 97V96H52ZM110 97V98H111ZM144 97V96H143ZM147 97H149L150 99H152L151 98V96H147ZM146 96H145V98L148 100L149 98H147ZM216 97V98H217ZM248 97V98H249ZM118 98V99H117ZM138 98V97H137ZM161 98V97H160ZM191 98V97H190ZM196 98V100H197V97H195ZM217 98V101L219 100ZM252 97H250V99H251ZM47 99H49V100H47ZM104 99V100H103ZM156 99H157V97H156ZM222 99V98H221ZM245 100H246V97L244 98ZM110 100V99H109ZM161 100V99H160ZM191 100V99H190ZM189 100V101H190ZM216 100V99H215ZM223 100V101H224ZM241 100V101H240ZM111 101V100H110ZM109 101V102H110ZM113 101H114V99H113ZM145 101V100H144ZM148 101H150V100H148ZM159 101V100H158ZM163 101V100H162ZM167 101V100H166ZM220 101V100H219ZM247 101H248V99H247ZM246 101V102H247ZM71 102V103H70ZM135 102V103H134ZM157 102V101H156ZM168 102V101H167ZM186 102H188V101H186ZM185 102V103H186ZM193 102V101H192ZM192 102H189V103H192ZM197 102V101H196ZM227 102V101H226ZM122 103V102H121ZM125 103H124V105H125ZM147 104H148V102H146ZM217 103V102H216ZM219 103V102H218ZM217 103V104H218ZM221 103V102H220ZM219 103V104H220ZM224 103L225 102H222L221 104L222 105H224ZM228 103V102H227ZM247 103H249V102H247ZM68 104H70V107H69V105ZM113 104H115V103H113ZM117 104V103H116ZM153 104V103H152ZM158 104V103H157ZM157 104H155V105H157ZM162 104H166L165 102L164 103H162ZM169 103H167V107H169L170 109H172V110H176L177 109V107L176 108H174L175 106H172L171 104H169ZM196 104V103H195ZM218 104V105H219ZM220 104V105H221ZM12 105V106H11ZM71 105H72V107H71ZM105 105V104H104ZM174 105V104H173ZM186 105H187V107H186ZM185 105V109H191L192 110V112H194L193 111V103H192V105H190V104H186ZM219 105V107H222V105L220 106ZM226 105V106H227ZM248 105H251L250 103L248 104ZM100 106H103V103H102V105H100ZM146 106H148V105H146ZM163 106V105H162ZM20 107V108H19ZM126 107H130V106H126ZM125 107V108H126ZM154 107V106H153ZM165 107V106H164ZM167 107H165L166 109H167ZM224 107V106H223ZM23 108V109H22ZM26 108V109H25ZM72 108V109H71ZM95 108H97V109H95ZM99 108L101 109V111L99 110ZM123 108V107H122ZM149 108V107H148ZM155 108H156V106H155ZM161 108V107H160ZM224 108H226V107H224ZM18 109H17V111H18ZM150 109V108H149ZM152 110H153V108H151ZM166 109H165V111H166ZM180 108H178V112L177 113H179V112H181V109L179 110ZM184 109V108H183ZM219 109V108H218ZM223 109V108H222ZM243 109H241V110H243ZM251 109H252V107H251ZM72 112H71V111ZM95 110H99L98 112H100L99 114H98V112H95ZM103 110H105L104 112H102ZM115 110V109H114ZM129 111V109H123L122 110V114L121 115H123V116H125L126 117V111ZM159 110V109H158ZM194 110H195V108H194ZM224 110V109H223ZM225 110H227V109H225ZM241 110H239L240 112H241ZM244 110H246V109H244ZM116 111V110H115ZM149 111V110H148ZM174 111H172L171 113H173ZM206 111V110H205ZM238 111V112H239ZM246 111H248V110H246ZM254 111V110H253ZM114 114H113V113ZM150 112V111H149ZM148 112V113H149ZM168 112V111H167ZM237 112V113H238ZM240 112L238 113V114H240ZM11 113L13 114V115H15L14 117H12L13 119H8L10 116H11ZM111 113L113 114V115H111ZM129 113V112H128ZM127 113V114H128ZM143 113H145V116H146V113L147 112H143ZM142 113V114H143ZM147 113V114H148ZM155 113V112H154ZM170 113V112H169ZM229 113V112H228ZM236 113V114H237ZM241 113H244L243 111L241 112ZM252 113V112H251ZM27 114V113H26ZM79 115V117L80 116H82L81 117V119L80 118H77V119H80V120H77V121H79V122H77V124L76 123H74V121H72V120H70L69 118H71V117H68V115L69 116H71V115ZM130 114V113H129ZM150 114L151 113H149V115H148V117L150 116ZM158 114V113H157ZM210 114V113H209ZM209 114H207V115H209ZM237 114V115H238ZM249 114H250V112H249ZM17 115L18 116H20L19 115V113H17ZM28 115H30V114H28ZM73 115V116H74ZM131 115V114H130ZM152 115V114H151ZM174 115V114H173ZM236 115V116H237ZM245 115V114H244ZM66 118H65V117ZM91 116V117H92ZM145 116H143L144 118H146V120H147V116L145 117ZM153 116V115H152ZM160 116H162L161 115V113H160ZM170 116V115H169ZM171 116H172V114H171ZM170 116V117H171ZM235 116V117H236ZM243 116V115H242ZM62 117H64V118H62ZM87 117H88V119H87ZM118 117H119V115H118ZM151 117V116H150ZM149 117V118H150ZM173 117V116H172ZM207 117H209V116H207ZM239 117V116H238ZM256 117H258V116H256ZM108 118H109V120H108ZM132 118L133 119H135L136 117H135V115H133L132 116ZM148 118V119H149ZM242 118V117H241ZM58 119H62L61 121L63 122L64 121V123H65V120H67V123H65L66 124V129H67V131L69 132V133H67L66 132V129H65V127H63V126H65V124L63 123L62 124V122H61V124L62 125H60L57 121H59ZM72 119V118H71ZM96 119V118H95ZM152 119V118H151ZM238 119V118H237ZM252 119V118H251ZM251 119H249V118H247V120H251ZM256 119V118H255ZM258 119V118H257ZM5 120H13V123H10V122H7V123H5L6 121ZM16 122H15V121ZM73 120H74V118H73ZM140 120V119H139ZM139 120H137V118L135 119V121H139ZM145 120V119H144ZM145 120V121H146ZM153 120H156L155 118L153 119ZM176 120V119H175ZM174 120V121H175ZM239 120H240V118H239ZM3 121H5V122H3ZM72 121V122H71ZM76 121V120H75ZM98 121H99V119H98ZM111 121V122H110ZM116 121H117V123H116ZM127 121V120H126ZM140 121H142V122H144L143 121V119L142 120H140ZM255 121V120H254ZM254 121L253 122H251V123H254ZM1 122H3L4 124H6V125H8V126H4V124H1ZM122 122V121H121ZM121 122H119L120 124H121ZM131 122H133V126H137L138 127V125L139 124H141V123H136L137 125H135V122L134 121H131ZM168 122L170 123V121L168 120ZM167 122V123H168ZM173 122V121H172ZM232 122H233V120H232ZM245 122H247V121H245ZM260 122H261V120H260ZM94 123H95V120H94ZM98 123V122H97ZM150 123H152V122H150ZM154 123V122H153ZM152 123V124H153ZM176 123V122H175ZM239 123H241L240 121H239ZM238 122L237 123H235V119H234V123H233V125L232 124H230V125H228V126H231L232 125V128L235 126V127H238V126H236L235 124H237V125H239L240 126V124H239ZM251 123H248L249 125H251ZM264 122H262V124H263ZM11 124H14V125H12L11 126ZM60 127H62V129L61 128H59V126ZM132 124V123H131ZM177 124V123H176ZM107 125V124H106ZM116 125V126H117ZM171 125H172V123H171ZM173 125H175V124H173ZM225 125V124H224ZM243 125L245 126V124L243 123ZM248 125V126H249ZM264 125V124H263ZM263 125H261V126H263ZM109 126V125H108ZM110 126V127H111ZM133 126H131V127H133ZM139 126H141V125H139ZM146 125H143V123H142V127L143 128H145V129H143V130H145V132H146V127H145ZM150 126H152L151 124H150ZM190 126V125H189ZM192 126V125H191ZM246 126H247V123H246ZM252 126V125H251ZM251 126H249L248 127V129L251 127ZM260 126V127H261ZM100 127V126H99ZM110 127H108V128H110ZM131 127H130V129H131ZM154 127V126H153ZM181 127V126H180ZM194 127V126H193ZM201 127V126H200ZM203 127V126H202ZM215 127V126H214ZM256 127H259V126H256ZM259 127V128H260ZM100 128H102V126L100 127ZM115 128V127H114ZM117 128V127H116ZM119 128V127H118ZM120 128H121V126H120ZM120 128H119V131H120ZM122 128H123V126H122ZM191 128V127H190ZM197 128V127H196ZM196 128L194 127V129L196 130ZM218 128V127H217ZM216 128V129H217ZM240 128V127H239ZM65 129V130H64ZM124 129V128H123ZM127 129V128H126ZM135 129V127H133V130ZM142 129V128H141ZM177 129H178V127H177ZM185 129V128H184ZM194 129H191V130H193V133L195 132L194 131ZM198 129V128H197ZM202 129H205V128H202ZM201 129V130H202ZM209 129H211V131H213V132H215V133H213V134H210L211 136H212V138H213V135L215 136L214 138L215 139H221L222 138V133H224L226 130V128L225 127H223V128H221V130L223 131L222 133H221V135L219 134V133H217L215 130H212V127L211 128H209ZM243 129V128H242ZM44 130H46L45 131V133H46V135L44 134V136H42L41 138L39 137L40 135H36V133L38 132H41V133H43V131ZM105 130V129H104ZM107 131H108V129H106ZM114 130H116V129H114ZM139 130H140V128H139ZM142 130V133H144V131ZM174 130V129H173ZM200 129H198V131H199ZM219 130H220V128H219ZM225 130V131H224ZM239 130V129H238ZM111 131V130H110ZM138 131V130H137ZM197 131V130H196ZM204 132H207L206 130H203ZM237 131V130H236ZM241 131V130H240ZM248 132H249V130H247ZM261 132H262V130H260ZM26 133L27 134V136H26V140H30V143H32V140L33 141H36V140H41V142H43V143H41V144H43L42 146L44 147V149L42 148V147H39L36 143H34V144H36L35 145V147H39V149L40 150H34L33 149V147H32V145L31 144H28L27 142L25 143V144H23L22 146H19V148H18V151H14V152H17V153H12L11 152V150H10V152L11 153H9V151H7V152H5V150L3 151V149L1 148V146H3V145H16L15 143L17 142L18 143V141L20 140V137H21V135L23 136V137H25V135H23L24 133ZM126 132H128V130L126 131ZM141 132V131H140ZM148 132V131H147ZM204 132H201L203 135L205 134ZM231 132H232V129H231ZM246 132V131H245ZM99 133V134H98ZM112 133V132H111ZM122 133V132H121ZM177 133V132H176ZM199 133H200V131H199ZM200 133V134H201ZM208 133H209V131H208ZM40 134V133H39ZM73 134H75L74 135V137L72 136ZM98 134V135H97ZM101 134H104V135H101ZM105 134H106V136H105ZM118 134H120V133H118V132H113L112 133V135L111 136H115V135H118ZM189 134V133H188ZM191 134V133H190ZM220 136H218V135ZM228 134V133H227ZM234 134V133H233ZM235 134H238V133H235ZM263 135H260V137H262L261 138V140H262V143H264V132L262 133ZM48 135V136H47ZM85 135H87V136H85ZM197 135V134H196ZM232 135V134H231ZM36 136V140H34V137ZM45 136H47L48 138H46ZM71 136L73 137L72 139H71ZM100 136V137H99ZM110 136V135H109ZM123 136V135H122ZM121 135L120 136H118V137H122ZM183 136V135H182ZM194 136V135H193ZM206 136H208V134L206 135ZM38 137H39V139H38ZM75 137H77V138H75ZM99 137V138H98ZM175 137V136H174ZM198 137V136H197ZM200 137V136H199ZM202 137V136H201ZM200 137V138H201ZM210 137V136H209ZM90 138H89V141H90ZM116 138V140H118L119 138H117V137H115ZM211 138V137H210ZM78 139V140H79ZM103 139V138H102ZM101 139V140H102ZM113 139V138H112ZM233 139H236V138H233ZM259 140H260V138H258ZM45 140H47V141H44ZM141 140H143V139H141ZM71 141V142H72ZM109 141V140H108ZM106 142V143H109V142ZM112 141V140H111ZM222 141V140H221ZM220 141V142H221ZM37 142V141H36ZM48 143V145H46L45 146V143ZM95 142V141H94ZM114 142H115V140H114ZM118 142V141H117ZM148 142V141H147ZM146 142V143H147ZM226 142V141H225ZM261 142V141H260ZM37 143H40L39 141L37 142ZM88 143V142H87ZM105 143V142H104ZM33 144V145H34ZM68 144V145H67ZM98 144V143H97ZM102 142L100 143V145L102 146ZM115 144H117V145H119V143H115ZM115 144H113V146L115 145ZM218 144V143H217ZM222 144V143H221ZM238 144V143H237ZM17 145H19V144H17ZM104 145V144H103ZM220 145V144H219ZM223 145V144H222ZM99 146V145H98ZM101 146H99V147H101ZM113 146H111L112 148H113ZM144 146H146V147H148L147 149H145V148H142V149H145L146 151H143L142 153H141V151L142 150H140V152L138 153V151H137V153H135L134 155L132 154V155H129V157H130V161H131V159H133L134 158V156H135V158L137 157V156H139L140 158H145L144 156H148L149 155V152H150V154L152 153V150L153 149H155L156 147L154 146V144L152 145V147H155V148H149V146H147V145H144ZM213 146H216L215 144H213ZM221 146V145H220ZM224 146V145H223ZM235 145H233V147H234ZM8 147V146H7ZM219 147V146H218ZM239 145L237 146V148L236 149H238L239 150ZM9 148V147H8ZM42 148V149H41ZM107 148V147H106ZM176 148V147H175ZM223 149H224V147H222ZM226 148V147H225ZM229 148V147H228ZM235 148V147H234ZM234 148L232 149V150H234ZM12 149V148H11ZM13 149H14V147H13ZM68 149H70V148H68ZM188 149V148H187ZM186 149V150H187ZM193 149V148H192ZM216 149V148H215ZM222 149V151H227L228 153L229 152H231V149H230V151H228V150H226V149H224L223 150ZM235 149V150H236ZM102 150V149H101ZM185 150V149H184ZM218 150H221V149H219L218 148ZM232 151L231 153H230V158L231 157H234L236 154H237V150L236 151ZM67 151H69V153H68V155H67ZM102 152V153H100V152ZM109 151H111V150H109ZM172 150H169V151H166V153H164V157L163 158H166L167 159V157H169L171 154H170V152H171ZM177 151V150H176ZM224 151V152H225ZM55 152H57L58 153V155H55V156H59L58 157V159L59 158H61V159H59V161H61L62 159L64 160V162H69V160H71L69 163L67 162V164H69V165H65L64 164V162H63V160L61 161L64 165H65V168L67 167V168H69V166L71 167V165H70V163H72V168L70 169V171H68V175L66 176L67 178H65L64 177V179H63V175L59 178V180H58V177H56V179L57 180H55V181H53V182H50V181H48V180H46V175L47 176H49V175H51V173H49L52 169H54L53 171H57L56 169L57 168H61L63 165L62 164H60L59 163V161L57 162L56 160H55V156H54V154H57V153H55ZM60 152H62L61 154L62 155H65V152H66V155L67 156H69V157H71V158H69V159H67L66 160V158H68V157H62V155H60L59 153ZM73 152V153H72ZM106 152V151H105ZM173 152V151H172ZM171 152V153H172ZM192 152H194V150H189L188 149V151H186V153L185 154H183V155H186L187 156V159H190V157H192V156H194V155H192V154H194V153H192ZM217 152H220V151H217ZM239 152V151H238ZM107 154L109 153V152H106ZM110 153H113V151H111ZM109 153V154H110ZM144 153V154H143ZM196 153V152H195ZM71 154H73V155H71ZM116 154V153H115ZM158 154V153H157ZM218 154V153H217ZM30 155L32 156L31 158H30ZM113 155V154H112ZM226 155H227V153H226ZM254 155V154H253ZM106 156V157H105ZM110 156H111V154H110ZM123 156V155H122ZM142 156V157H141ZM151 156V155H150ZM218 155H216L215 156V158L214 159H216V157H217ZM237 156H239V155H237ZM248 156V158L250 157L249 155H247ZM246 156V157H247ZM112 157V156H111ZM125 157V156H124ZM124 157H119V158H124ZM126 157H128V156H126ZM124 158V160H126L127 158ZM158 157H160L159 155H158ZM161 157H162V155H161ZM160 157V159L159 160H161L162 158ZM195 157V156H194ZM224 157H225V154H224ZM170 158H172L171 156H170ZM219 158H221V157H219ZM228 159L227 158V156H226V160L228 159V161H230V160H234V159ZM234 158H236V157H234ZM253 158V161H252V163L254 162V161H256V159H255V157H252ZM251 158V159H252ZM263 158V157H262ZM137 159V158H136ZM166 159H164V160H161L160 162H165V160ZM193 159V158H192ZM191 159V160H192ZM195 159V158H194ZM222 159H224V158H222ZM246 159V158H245ZM250 159V158H249ZM251 159H250V161H251ZM255 159V160H254ZM261 159V158H260ZM66 160V161H65ZM73 160V161H72ZM116 160V161H115ZM140 160H142L143 161V159H140ZM139 160V161H140ZM185 160V159H184ZM225 160V159H224ZM84 161H88V162H90L91 164L93 163V167L94 166H96L97 168H98V171L97 172H95V174L93 173L94 171H92L91 173H90V171L88 170V168H86L87 166H82L83 164H85V163H83ZM214 161H217V160H214ZM245 161V160H244ZM264 160H262L261 159V162H263ZM6 162H10L11 163V165H7V164H5ZM74 162V163H73ZM126 162V161H125ZM144 162V161H143ZM188 162V161H187ZM221 162V161H220ZM247 162V161H246ZM245 162V163H246ZM58 163V164H57ZM78 163H80L79 165H81V166H79L78 167ZM108 163V164H107ZM128 163V162H127ZM218 163V162H217ZM60 164V165H59ZM74 164V165H73ZM91 164H90V166H91ZM120 164V165H119ZM143 164V163H142ZM162 164V163H161ZM166 164V163H165ZM256 165H257V163H255ZM255 164H252V167H253V165H255ZM7 165V166H6ZM62 165V166H61ZM77 165V166H76ZM111 165V166H110ZM123 165V166H122ZM131 165V164H130ZM160 165V164H159ZM264 164H262V166H263ZM118 166H120V167H118ZM122 166V167H121ZM125 166V167H124ZM132 166V165H131ZM160 166H163V164L162 165H160ZM227 166V165H226ZM250 166V165H249ZM124 167V168H123ZM133 167V166H132ZM136 167V166H135ZM158 167V166H157ZM182 167H184V171L186 170L185 169V165L183 166V164H182ZM247 168H248V166H246ZM251 167V166H250ZM251 167V168H252ZM254 167H257V166H254ZM253 167V168H254ZM56 168V169H55ZM97 168H95L94 167V169H96L97 170ZM99 168H102L101 170H99ZM119 168V169H118ZM123 168V169H122ZM129 168V167H128ZM252 168V169H253ZM264 168V166L262 167V169ZM91 169V168H90ZM93 169V168H92ZM134 169V168H133ZM251 169V170H252ZM261 169V168H260ZM63 170V169H62ZM127 170H129V169H127ZM126 170V171H127ZM135 170H139V169H137V168H135ZM135 170H134V172H135ZM167 170V169H166ZM247 170H249V169H247ZM250 170V171H251ZM257 170V169H256ZM264 170V169H263ZM261 171L260 170V172H259V170H258V174H255V175H257V179H259L260 180V178L259 177H262L261 179H263V177H264V171ZM89 171V172H88ZM104 171H106V169L104 170ZM124 171V173H130V170L129 171ZM36 172H38V175H36ZM64 172L66 173V171L64 170ZM117 171H116V174L118 173ZM186 172H187V170H186ZM256 171H255V169L253 170V172L251 171L250 172V174L249 175H251V173H255ZM100 173V172H99ZM114 173V172H113ZM113 173H112V175H113ZM138 173L139 172H137V175H138ZM172 173V172H171ZM232 173V172H231ZM111 174V173H110ZM130 174H132V173H130ZM130 174H124V176H122L123 178V180L125 179V181H128L127 179L130 177ZM134 174V173H133ZM132 174V175H133ZM216 174H218V173H216ZM228 173H226L225 172V176H223L224 178L222 179L221 178V176L220 175H218L222 180H221V182H222V185L221 186H223V185H228V186H230V178L229 179H227L229 176L227 175ZM123 175V174H122ZM163 175V174H162ZM169 175H171V174H169ZM255 175L253 176V177H255ZM121 176V175H120ZM139 176V175H138ZM212 176H214L215 178H216V176L215 175H212ZM112 177V178H111ZM168 176H166V178H167ZM175 177V176H174ZM214 177H210L211 179H214ZM49 178H51L50 176H49ZM115 178V177H114ZM162 178V177H161ZM166 178H164V179H162L163 181H162V183H161V181H160V183L159 182H157V184L159 185V187H164V186H167L169 183H171V182H169L168 180L170 179H172V178H169V179H166ZM133 179H134V177H133ZM137 180V179H136ZM142 180H143V178H142ZM226 180V181H225ZM130 181V180H129ZM174 181V179L172 180V182ZM137 182V181H136ZM218 182V181H217ZM151 183V182H150ZM174 183L175 184H177L178 182H176V181H174ZM174 183H172V184H174ZM216 183V182H215ZM127 183H125L124 184V187H126L125 185H126ZM142 185H140V186H143L144 185V187H140V186H137V187H139L138 188V191H136V192H140V190L142 191V190H144L143 188H147V186L145 185V184H143V183H141ZM244 184V183H243ZM242 184V185H243ZM137 185V184H136ZM158 185H156V186H158ZM127 186H128V184H127ZM155 186V187H156ZM169 186V185H168ZM226 186H223L224 188H227ZM207 187V186H206ZM205 187V188H206ZM245 187V186H244ZM248 187V186H247ZM247 187H245V190H246V188ZM127 189H128V187H126ZM185 188H188V187H185ZM236 188V187H235ZM125 189V188H124ZM167 189V188H166ZM208 189H209V187L205 190V191H208ZM170 190V189H169ZM172 190V189H171ZM171 190H170V192L169 193H171ZM189 190V189H188ZM202 190L204 191V188L202 187ZM210 190V189H209ZM235 190V189H234ZM238 191H240L239 189H237ZM251 190V189H250ZM253 190V189H252ZM173 191V190H172ZM202 191V192H203ZM204 191V193H206V194H208V192H205ZM225 190L223 189V192H224ZM247 191V190H246ZM120 192H121V194H120ZM135 192V193H136ZM143 192H145V191H143ZM148 192V191H147ZM186 192H188L187 190H186ZM226 192V191H225ZM253 193H254V195H252V197H254L256 200L255 201H257V203H259V197H257L258 198V200H257V198L255 197L256 195H255V192L256 193H258L259 191H257V190H254V191H252ZM252 192H248L249 194L251 193V194H253ZM131 193H133L132 192V190H131ZM130 193V194H131ZM176 193V192H175ZM227 193V192H226ZM261 193H263V192H261ZM125 195V196H123V195ZM141 194V193H140ZM206 194H203V195H206ZM220 194H223V193H220ZM250 194V195H251ZM132 195V194H131ZM246 195H247V193H246ZM258 196H260V192L257 194ZM245 196V195H244ZM248 196V195H247ZM125 197V198H124ZM131 197V196H130ZM217 197V196H216ZM95 198V197H94ZM153 198V197H152ZM155 198V197H154ZM219 198H221V196H219ZM253 198V199H254ZM99 199V198H98ZM159 199V198H158ZM169 199V198H168ZM264 199V197H262V198H260V200H262L261 201V203H259L260 204V206L259 205H257V203H256V205L259 207V210L261 209V210H264V208L262 209V207L261 206H264L263 205V200ZM212 200V199H211ZM223 200V199H222ZM221 200V201H222ZM152 201V200H151ZM226 201H228V200H226ZM254 201V202H255ZM213 202V201H212ZM219 202H220V199H219ZM218 202V203H219ZM225 200H223V204L224 205H226L225 203ZM250 202V201H249ZM97 203V202H96ZM96 203H94V204H96ZM140 203V202H139ZM164 203H170V201L169 202H166L165 201V198L164 199H160L159 201H157V197H156V200H154V201H152V203L150 202H148V203H142V204H144L143 205V208H149V207H152L153 205L154 206H159V205H161V204H164ZM247 203V202H246ZM199 204V203H198ZM213 204V203H212ZM230 204V203H229ZM254 204V203H253ZM4 206L3 208L1 207V206ZM97 205H98V203H97ZM190 206L191 204L189 203V204H187V206ZM195 205V203L192 205V207ZM214 205V204H213ZM216 205V204H215ZM255 205V206H256ZM93 206V205H92ZM163 206V205H162ZM253 206V205H252ZM257 206L256 207H254V209L255 208H257ZM94 207V206H93ZM142 207V206H141ZM140 207V208H141ZM168 207H170V205L168 206ZM185 207V206H184ZM203 207V206H202ZM216 207V206H215ZM95 208V207H94ZM99 208V207H98ZM111 208V209H112ZM122 208V209H123ZM180 210H179V209ZM187 208V207H186ZM227 208V207H226ZM101 209V208H100ZM103 209V210H104ZM122 209H119V211L121 210L122 211ZM152 209V208H151ZM172 209V208H171ZM178 209V210H177ZM182 208H180V207H177L176 208V210L175 211H173V214L172 213H169L170 214V216H169V214H168V216H167V214L164 216V218L161 220V222H165L166 220V222L165 223H170V224H174V226H177V224H180L181 225V221H182V219L184 218V216L186 215V214H188V211H189V209L187 210V209H183V210H181ZM258 209V208H257ZM88 212H87V211ZM102 210V209H101ZM100 210V211H101ZM103 211V212H106V211ZM142 210V209H141ZM147 210V209H146ZM168 210V209H167ZM259 210H257V211H259ZM46 211H47V213H49V212H53V211H55V212H57L58 214L60 213V212H62V211H68L69 213H70V215L72 216V217H74L75 219H77L78 218V220H79V222H81L80 224H79V227H77L76 229H74L75 230V232L73 231V233H71L72 235H75V234H77V233H81L82 234V237H81V234H77L76 236H80V241H81V238H83L84 239V242H82V243H84V244H86L85 245V247L87 248H85L84 250H82L81 249V247H82V245L83 244H81V243H79L80 245V247L79 248H77L76 247V249H77V251H75L76 253H74V254H70V256L71 255H73V259L71 260H69V261H67L66 260V257L64 256V255H62L58 250H59V248H58V245H62V247H64L67 243H66V241H68L69 240V237L71 236V234H69L70 233V231L69 230H67L66 229V226H68V225H66V221L65 222H63L62 221V219L59 217V215H54V213L52 214V215H54V217H52L51 216V213H50V216H51V218H49L48 217V219H50L49 221V223H47V224H43V222H41L40 221V219H42L43 217L44 218H46L45 216H44V213L46 214ZM120 211V212H121ZM133 211V210H132ZM140 211V210H139ZM254 211H256V210H253V212ZM93 214H92V213ZM11 213H16V214H18V216H17V219H16V223L18 224V227H16V229L17 230H13V232H11L10 230V228H9V230H7L8 229V227H11V225H9L10 224V222H12L11 220H9L8 218L10 217H8V215H11ZM106 213V215H104V217L103 218H105V219H107V217H108V214ZM111 213H113L112 215L114 216V212H112V210H111ZM118 213V212H117ZM123 213H124V209H123ZM126 213V212H125ZM139 213V212H138ZM262 213V215H263V213H264V211L263 212H261ZM172 214V215H171ZM63 215V214H62ZM61 215V216H62ZM68 215V214H67ZM101 215V214H100ZM123 215V214H122ZM223 215H225V214H223ZM257 215V214H256ZM48 216V215H47ZM64 216V215H63ZM62 216V217H63ZM98 216H99V214H98ZM127 216V215H126ZM227 216V215H226ZM67 217V216H66ZM77 217V218H76ZM193 217V218H192ZM191 217V219L189 220V227L191 226L192 227V230H193V227L195 226V224L197 223V221H196V218L197 217H195V216H192ZM202 217V216H201ZM73 218V221L75 220ZM116 218V217H115ZM260 218V217H259ZM258 218V219H259ZM195 219V220H194ZM223 219V218H222ZM225 219V218H224ZM244 219V218H243ZM258 219H256V221H258ZM67 220V219H66ZM70 220V219H69ZM107 220H109V219H107ZM117 220V219H116ZM197 220H199L198 218H197ZM217 220V219H216ZM219 220V219H218ZM10 221V222H9ZM68 221V220H67ZM71 221V220H70ZM84 221V222H83ZM110 221V220H109ZM134 221H136L135 219L133 220V222ZM146 221V220H145ZM200 221V220H199ZM252 221V220H251ZM250 221V222H251ZM261 221V220H260ZM78 222V221H77ZM85 222H90V224H92L91 226H92V228L90 227V229H88V228H82L83 227V225H85L86 223ZM102 222H104L105 223V220L104 219H102ZM111 222V221H110ZM128 222H130V224L132 225L133 223L129 220ZM139 222V221H138ZM147 222H149V220L147 221ZM146 222V223H147ZM217 222V221H216ZM247 222V221H246ZM245 222V223H246ZM85 223V224H84ZM123 223V222H122ZM127 223V222H126ZM143 223V222H142ZM155 223V222H154ZM167 223V224H168ZM66 226H65V225ZM69 224V223H68ZM77 224V223H76ZM75 224V225H76ZM137 224V223H136ZM139 224V223H138ZM153 224V223H152ZM219 224V223H218ZM248 224V223H247ZM70 225V224H69ZM72 225V224H71ZM78 225V224H77ZM87 225V224H86ZM114 225V224H113ZM139 225H141V224H139ZM147 226H149V224L147 223L146 224ZM245 225V224H244ZM254 226V227H252V226ZM110 226H111V223H110ZM118 226V225H117ZM127 226H129V225H127ZM134 226H135V224H134ZM134 226H132L133 228H134ZM143 226V225H142ZM184 226H185V224H184ZM188 226V225H187ZM220 226V225H219ZM250 226L252 227V229L253 230H255V226H257L256 224L255 225H253V224H250ZM70 227V226H69ZM74 227V226H73ZM85 227H87V226H85ZM112 227V226H111ZM125 227V226H124ZM129 227H131V226H129ZM129 227H127V229L129 228ZM140 227V226H139ZM151 227V226H150ZM167 227V226H166ZM181 227V226H180ZM180 227H177V228H179L180 229V233L178 232V234H181L184 230L183 229H185V227L183 228H180ZM197 227H199L198 225H197ZM196 227V229H198ZM71 228V227H70ZM99 228V227H98ZM133 228H131V229H133ZM143 228L144 227H140V229H142V233H143ZM156 229H157V227H155ZM195 228V227H194ZM15 229V228H14ZM38 229H40L42 232H43V235H44V233H46V236L48 237V238H50V240L48 239V240H46L47 239V237L45 238V240H43L42 238H40V240H38V238L36 239L35 237L37 236V235H35V234H38V236H40L39 235V233H37V232H35L36 230L38 231ZM102 229V228H101ZM117 229H118V227H117ZM120 229V228H119ZM118 229V230H119ZM123 229V228H122ZM127 229H125V230H127ZM130 229V228H129ZM129 229L126 231V232H124V234H123V236H122V231H119V233L118 232H116L115 234L118 236L117 238H115V239H117V241L115 242V249L117 250V248L118 249H120L121 247H123L124 249L126 248V250H129L130 249V254L132 255H130V254H128L129 256H127L128 258H129V261L131 262H133V264H135V263H138L139 262V260L141 261L140 263H142V262H144L143 264H145V262L147 261V259L146 258H143L144 257V252H143V257H142V251L144 250V249H146V250H148L149 251V249H151V250H153V247H151V245H152V241L153 242H155V239L157 238L156 236H157V234H156V236L155 235H153L152 236V233H151V236H149L148 235V238H146L147 236H146V234H145V239L146 240H144V242H147L148 243V245H145V243L143 242V244H142V242H141V245H143L144 246V249L142 248V247H140L141 249H142V251L139 249V251H138V249H136V251L138 252V254H137V256L133 253V252H135L136 253V251H135V249H134V247H131V248H133V249H131V248H129L130 246H126L127 245V242H130L131 240H133L134 238V241L135 240H138L137 238V236H134L133 235V233H132V231H129ZM130 229V230H131ZM145 229V228H144ZM149 229V228H148ZM151 229H153V228H151ZM156 229H154V230H156ZM158 229H159V226H158ZM157 229V230H158ZM178 229V230H179ZM183 231H182V230ZM186 229H187V227H186ZM185 229V230H186ZM189 229V228H188ZM222 229V228H221ZM244 229H246L245 227H244ZM243 229V230H244ZM248 229V228H247ZM246 229V231H249V233L251 232V230H247ZM251 229V228H250ZM71 230V229H70ZM83 230V231H82ZM121 230V229H120ZM153 230V231H154ZM160 230V229H159ZM158 230V231H159ZM190 230V229H189ZM199 230V229H198ZM8 231H10V232H8ZM135 230H133V232H134ZM136 231H137V229H136ZM145 231V230H144ZM164 231V230H163ZM211 231H214V229H212ZM225 231H226V229H225ZM225 231H222V233L224 234V232ZM227 231H229V230H227ZM227 231H226V233H227ZM35 232V233H34ZM99 232H101V230L99 231ZM113 232V231H112ZM121 232V233H120ZM155 232H157V231H155ZM190 232H191V230H190ZM194 232V231H193ZM201 232V231H200ZM215 232V231H214ZM218 232V231H217ZM260 232V231H259ZM102 233V232H101ZM105 233V232H104ZM111 233V232H110ZM138 233V232H137ZM158 233V232H157ZM184 234L186 233L185 231L183 232ZM183 233L181 234V235H179V236H182L183 235ZM195 233V232H194ZM210 233V232H209ZM252 233V232H251ZM250 233V235H252ZM255 233V232H254ZM119 234H120V236H122L121 237V240H120V238H119ZM148 234V233H147ZM154 234V233H153ZM159 234V233H158ZM188 234V233H187ZM193 233H191V235H192ZM200 234V233H199ZM214 234V233H213ZM98 235H100V234H98ZM97 235V236H98ZM110 235V234H109ZM114 235V234H113ZM116 235H115V237H116ZM174 235V234H173ZM176 235V234H175ZM174 235V236H175ZM190 235V234H189ZM194 235V234H193ZM215 235H217V234H215ZM221 235V234H220ZM224 235H227V234H224ZM246 235H249L248 234V232L246 233ZM263 235V234H262ZM42 236V235H41ZM40 236V237H41ZM75 236V237H76ZM154 236L156 237V238H154ZM195 236V235H194ZM197 236H198V234H197ZM204 236V235H203ZM73 237V236H72ZM102 237H103V235H102ZM101 237V238H102ZM137 237V238H136ZM143 237V236H142ZM175 237H177V236H175ZM174 237V238H175ZM183 237V236H182ZM263 237H264V235H263ZM30 239V241H31V239H36L37 241H36V243H35V241H33L34 243V245L36 246V247H33L34 245H32V248H28L27 249V247L25 248V247H21V244H20V246L18 245V243H19V240H22V239ZM78 238V237H77ZM111 238H112V236H111ZM118 238H119V240H118ZM141 238V237H140ZM144 238H142V239H144ZM150 238H152V239H150ZM172 238V237H171ZM177 238H180V237H177ZM177 238H175V239H177ZM199 238V237H198ZM254 238V237H253ZM26 239V240H27ZM42 239V240H41ZM82 239V240H83ZM98 239V238H97ZM150 241H149V240ZM255 239V238H254ZM75 240V239H74ZM152 240V241H151ZM172 240V239H171ZM178 240V239H177ZM246 241H248L247 239H245ZM29 241V240H28ZM127 241V242H126ZM139 241V240H138ZM157 241V240H156ZM223 241V240H222ZM239 241V240H238ZM253 241V243L255 242V240H253L252 238H251V242ZM18 242V243H17ZM64 242H65V244H64ZM87 242V243H86ZM126 242V243H125ZM174 242H175V240H174ZM237 242V241H236ZM120 243V244H119ZM133 243V242H132ZM131 243V244H132ZM184 243V242H183ZM24 244V243H23ZM63 244H64V246H63ZM102 244V245H101ZM122 244V245H121ZM125 244V245H124ZM193 244V243H192ZM195 244V243H194ZM220 244V246H222V244L221 243H219ZM218 243H217V245H219ZM238 245L237 243H234L233 245ZM252 244V243H251ZM257 244V243H256ZM25 245H26V243H25ZM68 245V244H67ZM120 247H118V246ZM124 245V246H123ZM135 245V244H134ZM173 245V244H172ZM214 245V244H213ZM224 245V244H223ZM225 245H226V243H225ZM235 245V246H236ZM242 245V244H241ZM30 246V245H29ZM59 246V247H60ZM97 246H98V248H97ZM117 246V247H116ZM195 246V245H194ZM216 248H215V247ZM214 246H210L211 248H207V250H208V254H211L210 256L207 254V251H206V249L204 250V249H202V250H204V252L212 259V257H213V259H214V261H215V258L217 259V260H219V257L221 256L220 254H218L217 255V249L218 248H220L219 246H216V245H214ZM235 246H233L234 247V249H233V253L234 254H237L236 256L238 257L239 255H238V251L236 250V248H235ZM66 247V246H65ZM107 247V246H106ZM105 247V248H106ZM146 247V248H145ZM148 247V248H147ZM155 247V246H154ZM201 247V246H200ZM223 247V246H222ZM238 248H240V252L239 253H241V251H243L242 250V248L241 247H239V246H237ZM36 249L35 251H34V249ZM82 248H84V247H82ZM105 248H104V250H105ZM127 248H129V249H127ZM214 248V249H213ZM31 250V252H30V250ZM57 249V250H56ZM66 248H64V250H65ZM88 249L91 251H88ZM156 249V248H155ZM222 249V248H221ZM255 249V248H254ZM32 250H33V252H32ZM60 250H61V247H60ZM210 250H213L212 252L213 253H215L214 255H217L218 256V258L216 257V256H214L213 255V253H211L210 252ZM246 250H247V248H246ZM39 251V252H38ZM66 251V250H65ZM94 251V250H93ZM115 251V250H114ZM125 251V250H124ZM154 251V250H153ZM110 253L109 254H105V257H106V255H113L112 254V252L111 251H109ZM127 252V251H126ZM221 252V251H220ZM236 252V253H235ZM258 252V251H257ZM133 253V254H132ZM148 253V252H147ZM151 253V252H150ZM154 253V252H153ZM243 253H245V251L243 252ZM246 253H247V251H246ZM252 253V252H251ZM66 254V253H65ZM146 254V253H145ZM204 254V253H203ZM229 254V253H228ZM259 254V253H258ZM11 255V256H10ZM133 255H134V257L135 258H137L136 260H137V262H134L133 261ZM148 255V254H147ZM220 255V256H219ZM245 255V254H244ZM114 256V255H113ZM233 256V255H232ZM264 256V255H263ZM104 257V259L103 260H105V263L107 264H117V263H113V262H115V261H113V260H111V258H110V260H109V257H107V258H105ZM115 257V256H114ZM119 257H121V256H119ZM147 257V256H146ZM150 257H152V256H150ZM203 257V256H202ZM206 256H204V258H205ZM208 257V259L210 260V258ZM215 257V258H214ZM231 257V256H230ZM236 257V258H237ZM245 258H247L246 256H244ZM249 257V256H248ZM90 258V259H89ZM113 258V257H112ZM116 258V257H115ZM135 258H134V260H135ZM140 258V259H139ZM142 258V259H141ZM239 258V257H238ZM63 259H64V261H63ZM102 259V258H101ZM118 259V258H117ZM117 259H115V260H117ZM127 259V258H126ZM149 259V258H148ZM151 259V258H150ZM220 259H221V257H220ZM224 259V258H223ZM222 259V260H223ZM244 259V258H243ZM248 259V258H247ZM246 259V260H247ZM251 259V258H250ZM135 260V261H136ZM145 260V261H144ZM200 260V259H199ZM206 260V261H205ZM202 259V261L200 262V263H202V264H208L209 262H207V259ZM208 260V261H209ZM215 261L216 263L215 264H232V263H235V261H236V259H234L235 261L234 262H232V261H230V262H225V261H221V263H217L218 261ZM241 260V259H240ZM260 260V259H259ZM113 261V262H112ZM119 261V260H118ZM120 261H121V258H120ZM119 261V262H120ZM127 261V260H126ZM128 261V262H129ZM214 261L213 262H211L212 264L214 263ZM220 261V260H219ZM253 261V260H252ZM251 260H249V262H250V264H252L251 262H252ZM118 262V263H119ZM122 262V261H121ZM120 262V263H121ZM125 262V261H124ZM123 262V263H124ZM152 262V261H151ZM150 262V263H151ZM195 262V261H194ZM204 262H206V263H204ZM239 262V261H238ZM237 262V264H239ZM122 263V264H123ZM147 263V262H146ZM149 262L147 263V264H150ZM210 263V264H211ZM246 263L248 264V262L246 261ZM245 262H243V261H240V264H246ZM104 264V263H103ZM125 264V263H124ZM128 264V263H127ZM129 264H131V263H129ZM253 264H255V262L253 263ZM258 264H261V263H258Z\"/></svg>",
	"mask_w": 264,
	"mask_h": 264
}]
</instances>
